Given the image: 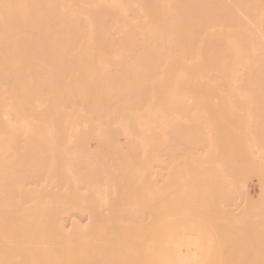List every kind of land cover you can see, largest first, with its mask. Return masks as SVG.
<instances>
[{
    "label": "bare ground",
    "instance_id": "1",
    "mask_svg": "<svg viewBox=\"0 0 264 264\" xmlns=\"http://www.w3.org/2000/svg\"><path fill=\"white\" fill-rule=\"evenodd\" d=\"M74 49H77V51ZM79 49L80 50L83 49V50L80 52V51H78ZM85 49H86V51H85ZM87 49H89L91 51H88ZM94 49H99L100 51L98 52L97 50H95L96 52L95 51L93 52L92 50H94ZM102 49H105V51H107V52L106 53L101 52ZM112 49L117 50V51L113 50L114 52H112ZM48 50H50V51L52 50V51L50 52ZM60 50H66V51H60ZM119 50H121V51H119ZM123 50H125V52ZM126 50H129V52L128 51L126 52ZM131 50H132V52H131ZM138 50H140V51H138ZM141 50H144V52H142ZM147 50H151V51L148 52ZM53 51H55V52H53ZM109 51H111V52H109ZM93 56H95L94 60L96 57H98L96 59L97 62H94V60H93L94 65L96 64L98 67L96 65H95L96 67H94L93 63H92L93 66L91 64H89V65L87 64L88 59L89 60H90V58L93 59ZM125 57H127V58L129 57L131 59V61L129 59H128V61H126L127 58H125ZM108 58H109V60H108ZM111 58L113 60H114V58H116L115 60L118 61V59H119V61L121 60L123 62L125 60V62H124L125 64L124 63L123 64L122 63L117 64L116 63L117 61L113 62V60L111 61ZM75 59L78 60L77 63H76V61H73ZM83 61H85V62L87 61V63H85ZM90 61H89V63H90ZM108 61H111V65H112V63H113V65H115L114 63H116L117 64V67L115 66L116 69L118 68L119 71L121 70L119 73H118V71H116V72L118 74H122V75H119V76H118V74L116 75V73L113 71V69H115V68L110 69L109 67H112L111 65L108 67V65H109ZM79 62L86 64V66L88 65V67H85L84 64H81L84 66V69L81 68V65H79L80 64ZM121 64H122V67L119 68L118 66L119 65L121 66ZM158 64L160 65L161 69L165 70L166 73L165 74L160 73L158 76L156 75L157 76L156 77L155 74L159 73V71H158L159 67L157 68V70H155L156 66H158ZM36 65H37V67H36ZM162 65H163V67L165 66L164 67L165 69L162 68ZM89 66L91 68H89ZM102 67L104 68L103 69L104 71L102 70ZM107 67L110 70H112L109 72H114V73H112V75L114 76V78H112V80L115 81L116 83L115 84L113 83V84L116 86L117 83H119V84L123 83V84H120V86H119V84H117L118 87L115 89H114L113 85L110 84V85H112V88H113L112 92L113 93L117 92L116 89L119 90L118 94L116 93V95H115L116 97L112 93L113 97L110 98V96L107 95V93H106L108 90H109V92H111V89H110L111 86H109V83H111V82H108V79H106V78H102L103 76H107V75H104L109 70V69H107V71L105 70ZM86 68L88 70L93 69L92 72H90L91 74L88 73V70ZM85 70H87V71L84 72ZM148 70L149 71L153 70V73L155 70V72L158 71V73H155L152 75L151 72H149ZM70 71L71 72L72 71L73 72L78 71V72L77 73H69ZM93 71H95V72L93 73ZM102 71L104 73H102ZM126 71H130L129 72L130 74H128V72L126 73ZM147 71L150 73V75H152L154 77L153 80L155 79V80L162 83L161 89H159L160 92H158L160 94L161 93L164 94V92H168V95H169V93L170 94L171 93L172 94H176V93L178 94L179 92L180 93L181 92H184V93L187 92V93H189V98H191V97H194V98L198 97L199 98L202 96L207 97V98L208 97L209 98H212V97L213 98L214 97H237V100H233V99L229 100L228 99V100H222V101H214V100L204 101L205 104H208L207 106H209V104L210 105L225 104V105H227V109H226V107H224L226 110H224V109L222 110L224 112L219 114L220 115L219 118L215 119L216 117L215 118L213 117L211 120H207L206 122H203V123L199 122V123L201 124L202 130H203V128H205V130H203V132L206 131V139H205L206 143H205L204 147H206L207 158H211V156L213 157L215 154V151L216 150L218 151V149H216V148L218 147L217 144L219 141L223 142L224 143L223 145L227 144V147L230 145L232 147V145H234V144H235V146H238L236 144H239V141H241L240 140L241 138L239 137L240 134L238 135V133L242 129H244L243 131H246V127L248 129H251L250 127H253L256 130H258V129L261 130L262 128H264V127L260 128L261 122H259V123L254 122V124H253L251 121V122H249V125H248V123L246 124V122L250 118L247 116L248 115L247 114L248 110H246L247 107H248V109H250V112L254 113V111H252V110L257 108V107H255L256 104H264V100H260L261 98L262 99L264 98V0H0V210H1V212L4 211V214L6 215V217H5L6 221L5 220L4 221L5 222H11V223H9L10 225L8 224L9 227L5 226V225L0 226V231L6 232V233H4V236H3V233L0 232V235L3 237L2 238L0 236V238H1L0 242L4 241V239L6 238L7 241L5 240L6 243L4 245H6V247L9 250H11L13 248L12 244H11L12 241L10 240L11 236H8L7 234L12 230V232H10V234L12 233L11 235H14V236H12L15 240L14 243L15 244L18 242L19 243L16 244V247H15V248H18V250L12 249L13 250L12 252L15 254L14 255H12L13 253H9V254L12 255L11 258L15 259V261H16V259L18 260L17 264H19V263L20 264H210L211 263V260L210 259H209L210 261L208 260L209 254H211V252L209 253L208 251L210 250V247L212 246L211 242L213 240L210 241L211 239H208L207 235L206 236L204 235L205 236L204 237V236H202L203 234H197L198 231H196L197 232L196 235H194V232H193L194 236H192L190 234V231H188V229H190V228L192 229V227H190V225H183V223H182V226L179 229L178 225H177L178 228L175 225H174V227H172V226L168 227V225H164L165 223L163 224V223H160L158 221H153V222L152 221H150V222H142V221L141 222H126L125 219L124 220L122 219L123 221L119 220V222H118V221H115L113 219L114 214H112V213H115V211H117V210L114 209L115 210L114 212H112V210H111L110 211L111 214H110V212L107 211V208H105L103 206H100V207H103V209L105 208L104 211L106 210L107 213L110 215V218H111V219H109L108 222L106 221V219L104 220L105 222L102 220H100L101 221L100 222L98 220V219H102V217H101L102 215H99L100 218L98 217L97 221H95V219L97 218L96 216H98L95 214H94L95 216H92L93 214L88 215L91 218H88V216H87L88 220H90V221L85 220L84 222H79L78 221L79 218H78V220L76 219L77 221L74 220V218H72L73 221L71 220L70 221L71 223L69 221H67L70 223V224L68 223L69 225H67L65 223L63 224V222H61L62 219L60 220L58 218V217L62 218L63 215L61 213H63V212L66 213V209L67 208L69 209L72 206V204H74L76 202V199H78V198H76L77 194L74 193L75 191H77V189L74 190L75 187H78V189H80L79 187L82 186V188L85 189V187H86V189H88L89 186H86V185H85V187L83 186L84 184L88 183L87 181H84V183L82 182L83 184L80 182L81 179L83 178V176L87 177L86 173H84V170H85L84 168H88V169L90 168L89 172H88V170H85V171H87V174H89L88 175L89 178L88 177L83 178L85 180L91 179V181H93L94 177H95V179H97V177L98 178L100 177L101 178L100 180L102 181V178L107 177V175L105 176L104 172L105 173L108 172L106 174H110V171H111V173H112V170L108 169L110 167L109 166L107 167L108 164L105 163L104 166L100 165L103 162V161L100 162V160H104L103 158L101 159V157H103V156H101L102 155L101 150H103V149H101L100 153H99L97 151L99 148L98 147V148H96V151L92 150L95 153H94V155H91L93 152L90 154V152H91L90 146H88L86 141H83L84 145L82 147L84 149L80 147L81 148L80 152L82 151L83 155L82 154H80L81 156L79 155V153H78L79 148L77 149V152H75V153H72L70 151L69 153L65 154L66 151L68 152V150L66 149L67 147H65L66 146L65 143H67V142L64 143V141H62V140L69 141V144H71L73 142L71 147L75 146L74 143L76 144L79 142L72 141L71 139H69L71 136L68 138V134L69 135L72 134V137L74 135H81L80 138L83 137V140L87 139V137L89 136V138L90 137L93 138L92 140H95L96 143H97V140H99V141L101 140L103 142L100 143L98 141V143H99V145L101 144L102 147H103L104 142L106 143L107 141L110 140L109 141V142H111L110 147L113 144L111 149L113 148L112 150H114L116 152L117 150L114 149V146H116V145H114V142H115V144H116V142L118 144L121 143V145H123L125 143V142L123 143L121 141L120 142L117 141L118 140L116 137L117 134H116V136H114V134L116 132L115 130H117L115 128V126L118 127L117 125L119 124V129L122 127L121 128L122 131H121V129L117 130V131L126 135L127 137L125 136L126 137L125 139H127V140L132 138L131 142H129L130 144L126 140L128 144H124L125 147H129L131 144H133L132 141H134L136 143L137 138L138 139L140 138L141 142H143L142 138L137 137L136 134L133 132V130L128 131V129H132V127L134 126V127H136L134 130V131H136V133L138 131V128H139V133L140 132L143 133V132H145L146 129L144 128L145 129L144 130L142 128L140 130V128L142 126L147 125L146 128L148 129V126H150V128H151L153 125L156 124L155 122L154 123L150 122V124H148L149 121H147V120H149V119L146 120V118H145V116H148V118H149V113H148L149 107L150 106L152 107V104L150 105V103L152 100H154L153 99L154 95H152V94L147 95L149 93L148 92L149 90L143 88V86H144L143 84H147L148 83L147 81L148 80L150 81L151 80L150 78H152V76L148 75L149 73ZM143 72H145V73H143ZM160 72H162V70ZM80 73H82V74H80ZM108 75H110V74H108ZM112 75H111V77H112ZM107 77H109V76H107ZM103 79L106 80L105 84H104ZM3 80L5 83H2ZM109 80H111V79H109ZM25 81L27 83L26 85L28 86L29 90L27 89L26 85L25 86L23 85V83ZM19 82L20 83L22 82V84H20ZM77 82H79V84L84 83L81 85L82 88L81 87L79 88V86H78L79 84ZM86 82H88V83H86ZM136 82L139 83V86L137 85L138 83L136 84ZM141 82L142 83L144 82V83L142 84ZM151 82H152V80H151ZM159 82H157V83H159ZM75 83H77L78 85L77 84L75 85ZM85 83L88 86V88L92 83H94V86L95 85L96 86L94 87L92 84L90 89H87L86 88L87 86L85 85ZM157 83L155 85H157ZM2 84H4L3 87H2ZM105 85H108L107 87H109V89H105L107 91L104 90V87H106ZM121 85L122 86L124 85V86L121 88ZM141 85H142V87H141ZM150 86H151V84H150ZM21 87L24 88V90L21 89ZM69 87H71L73 89V91H71L70 90L71 88H69ZM76 87L79 88V90L75 89ZM138 87H140L141 89H138ZM18 88L21 89V90H19L20 92H18L19 95H21V102L24 100L25 105H26V102H29V101L32 102V103H30V102L27 103L30 105H28L29 108L28 109L26 108L25 112L22 111V112H24L25 115L28 113L27 116L29 115V113H31L27 117L28 120L29 119L31 120V118H32V120L30 121L31 123H29V121H28L26 123V125H24L23 123L22 124L24 125V127L28 126L29 128H31L32 131L30 132L31 134H28V136H27V133H29V132L25 131L23 125L21 126V127H23L22 129H24V131H25V132L22 131V133L24 132V134H22L24 136L22 141L23 142L25 141L24 143L26 144V148H25L24 143H23L25 150L23 153L20 152L21 154L18 152L19 149L15 143L17 136L15 134L14 135L12 134L14 131H15L14 133H18V129H19L18 125H19V123H21V120H23V118H24V116H23V118H22V116L19 117L20 114H19V116H16L18 113H20V112H18V110L21 108L22 104H24V103H18V102H20V101H18V99L20 97H18V93H16ZM92 88H93V90H91ZM25 89H26V91H25ZM157 89H158V87H157ZM102 90H104L105 92H103ZM136 90L142 91L143 94L140 93V95H138L139 92H137ZM144 90L146 92H144ZM21 91H23V94H20ZM101 91L105 94V96L106 95L109 96V99H110V100H108L109 102L107 100L101 101L102 98L100 99V96L101 97L104 96L102 93L100 94ZM70 92H72V97H74V98L71 97ZM76 92H77V94H76ZM94 92L95 93L98 92L97 95ZM121 92H122V95L119 94ZM132 92L134 93V95ZM151 92H152V89H151ZM155 93H153V94H155ZM91 94H93L95 96H91ZM112 94H110V95L112 96ZM160 94H159V96H161ZM163 94H162V97H163ZM75 95H76V97H75ZM118 95H121V96L119 97ZM146 95L149 97H147ZM150 95L153 96L152 100H151ZM96 96L99 97L101 104H99V102H98L99 99H98V97L96 98ZM117 96H118V98H122V97H123V99L125 98L124 100L127 99V103H128V101L129 102L131 101L130 103H135L134 99H137V97L138 98L142 97V100L144 99L143 102L144 101L146 102V104H144V106H143L145 108L144 109L145 111L143 110V107H141L139 104L141 102L138 103V99H137V102L135 104L138 107L140 106L139 109H142V110H139V112L140 111H142V113L145 112V113H147V115L143 116L145 113H143V114L141 113L142 116H139V114H138L139 112L138 111L135 112V110H137L138 108H134L135 106L130 108L131 105L129 103V105H130V106L128 105L129 110H127L126 107H125L126 109L124 107H122V108L118 107L120 111L116 110V112H119V114L116 113V116L119 119L115 120L116 116L114 115V117H111L110 114H108V111L105 109H106V107L108 108V103L110 105L109 106L110 108H108V109H111L112 104H110V101L112 102L115 98H117ZM159 96L157 95L156 97H159ZM185 96H187V94ZM84 97L87 99H84L85 102H82V101H84L83 100ZM92 97H94V98H92ZM146 97L150 98V99H148L150 101H148L146 99ZM156 97H154V98L159 100ZM239 97L240 98L241 97H244V98H246V97H260V98H258V100H257V98H256V100L255 99L249 100L250 98L249 99L243 98L241 100L240 99L238 100ZM26 98H27V100L28 99H30V100L26 101ZM76 98L82 99L81 103L78 101V99H77V101H75ZM89 98L92 100L89 101ZM105 98H107V97H105ZM112 98H114V99H112ZM123 99H121V100H123ZM165 99H166V97H165ZM86 100L89 101V102H87L88 104H93V106L88 105L86 103ZM95 100H97V102H95ZM118 100H120V99H118ZM162 100H164V98H162ZM182 100H181V102L183 103ZM205 100H206V98H205ZM114 101H113V105H114V103H116L117 100H114ZM160 101H158V102H160ZM103 102L106 104H104V108H101V107H103V104H102ZM163 102H165V101H163ZM167 102H169V101H167ZM167 102H166V104H167ZM175 102H176V100L174 101V103ZM190 102H191V106L194 104L197 105V104L202 103V101H198V100H191ZM73 103L79 105V107L81 106V108L83 107L82 105H84L83 112L85 111L84 112L85 116H86L87 112H90V111H91L90 114H92V112H93V114H95V115L96 114H98L99 116L101 115L100 117L99 116L95 117L93 114H92L93 116H88V115H87L88 117L86 116L88 119L94 117V119L92 118L93 121L97 117H98V119H96L97 121L98 120L100 121V119L103 120L104 118H101L103 116L104 117L107 116L108 120L110 117L113 118L114 119L113 123L116 121V123H114V124H117L114 126L115 130H114V128L111 130L112 132L114 131L113 132L114 134L111 133V136H108L107 132L109 130H107V131L104 130V131H106V135H107L106 136L107 141H104L105 134H101V137H103L102 135H104V138L99 137L100 133H102V130H103V128H101V127H105L106 126L105 124H107L106 127H108V125L111 124L112 120L110 119L108 121L106 118L105 121L110 122V124L105 123V121H102L103 123L102 122L101 123L103 125L102 124L98 125V129H99V127L101 128L99 130L95 126L97 121L95 122V125H92V127H91V124H90V126H88L90 121L92 123V120L89 119V123L87 125V122H88L87 118L85 116H81V115H83L82 111H80L81 109L79 110L77 108L78 109L77 110L76 107L74 106L75 104H73ZM82 103H84V104H82ZM95 103H96V105H95ZM137 103L139 105H137ZM174 103H173V106L176 105V104L174 105ZM176 103L177 104L180 103V100L177 101ZM184 103H186V102H184ZM18 104L19 105L21 104V106H18ZM86 104L88 105V108L86 107L87 106ZM119 104H121V103H119ZM119 104H118V106H120ZM123 104H122V106H125V105L127 106V104H125V105H123ZM155 104L156 103H154V105ZM186 104H188V102ZM236 104H237L239 109L241 107L244 108V106L247 105L246 108H244L245 110L240 109L241 112H238V113L243 114V112L246 111L247 115L245 114V116L248 118V120L246 121V118L243 115L244 121H246L245 123L240 122V121H242L240 119H243V118H240V117L238 118V116H236V118L239 119L238 121H236L234 119V117L233 118H232V116L230 117V115H232L234 113L236 114V112H237V111H234L235 107L233 108V106H235ZM238 104H240V105L243 104L244 106L240 107ZM99 105L101 106L100 108L104 109L103 111H105V113H107L109 116L107 114H104L103 112L101 113L102 110L100 111V109H98L100 111V113L97 112V107ZM105 105H106V107H105ZM141 105H143V104H141ZM145 105L146 106L150 105L149 107H147L148 110L146 109ZM171 105H172V103H171ZM179 105H181V104H179ZM63 106H64V110L61 109V108H63ZM65 106L69 107V109L71 107L72 110L70 109V112H69V110ZM166 106L162 110H166L167 109ZM191 106H189V107L192 108ZM256 106H258V105H256ZM261 106L263 107L264 105H261ZM73 107L75 109H73ZM156 107H153V109L154 108L156 109V111H155V109H154V111L157 114L155 112H153L151 114V112H152L151 111L150 116L151 115L154 116V114H156L157 117H161V116H159V113L161 112V110L158 108L159 111H157L158 109ZM86 108L88 109V111L85 110ZM115 108H114V110H115ZM123 108L127 112L126 111L124 112V110L122 111L121 109H123ZM169 108H171V107H169ZM174 108H177V106L173 107V109ZM181 108H182V106H181ZM251 108H253V109L251 110ZM258 108L261 109L260 106H258ZM66 109H67V111L65 112ZM29 110H31V111L29 112ZM93 110L94 111L96 110L95 113ZM170 110H172V109H170ZM236 110H237V108H236ZM240 110H238V111H240ZM169 111H165V112H169ZM217 111L221 112L220 110H217ZM255 111H257V110L255 109ZM259 111H261V110H259ZM176 112H178V111L175 110L174 113H176ZM110 113H112V111ZM113 113H114V111H113ZM113 113H112V115H113ZM120 113H121V115H120ZM122 113L125 114L124 115L125 119H124V117H122ZM174 113L171 112V114H167L166 117L169 119V116L174 114ZM163 114L164 113L162 112V117H163ZM119 115H120V117H119ZM177 115H179V114H177ZM79 116L82 117V118H80V119H82V121H83V119L86 120V121H83V123L85 122L86 124H84V125L85 126L87 125L86 126L87 128L89 127L88 130L86 131V133L88 132L87 133L88 136H87V134H85V131H84V133H82L83 135L81 134V131L83 130V128L85 129L86 127L82 126L80 124L81 121L78 118ZM199 116H202V115H199ZM17 117H19V123L17 122ZM173 117L174 116L172 115L171 119H173ZM176 117H178V116H176ZM186 117H184V118H186ZM188 117H189V115H188ZM208 117H212V115H210ZM229 117H230V120L232 118V121H229ZM251 117H254V116H251ZM75 118L78 119L79 122L75 121L76 120ZM128 118L131 120L130 122H132V123L130 125H128V127H127L126 124L129 123V121L126 122V120H128ZM152 118H155V117H152ZM256 118L258 119V117L255 116V119ZM73 119H74V121H73ZM143 119H144V122H142ZM255 119H253V120L255 121ZM156 120H157V118L155 120L153 119V121H156ZM176 120H177V118H176ZM188 120H186L185 122H187ZM99 121H98V123H100ZM146 121H147V124H146ZM166 121H168V120L166 119ZM180 121H181V119H180ZM190 121H191V119H190ZM200 121H201V119H200ZM16 122L18 125L16 124ZM73 122H75L76 125H74ZM196 122H198V121L196 120ZM28 123L30 124L31 127L29 126ZM158 123H161L162 125L159 124V126H162V127L166 125L165 120H164V125L162 123V120H159ZM168 123H169V121H168ZM168 123H167L166 127H168ZM173 123H175V122H173ZM194 123H195V121H194ZM57 124H58V126L60 125L58 128H60V127L62 128V129H60V131L58 130V128L56 126ZM92 124H94V123H92ZM171 124H172V121H171ZM200 124L199 125L195 124V125L197 127H200ZM67 125H68V129H67L68 131H65V129L67 128ZM77 125H80V126L76 127ZM131 125H132V127H131ZM169 125H170V123H169ZM172 125L174 126V124H172ZM55 126L57 128L56 131H59V133L55 131V128H54ZM71 126H72V129H69V127L71 128ZM93 126H95V127H93ZM155 126H156L155 128H157V130L160 129V131H161L162 128H158V125H155ZM16 127L18 129H16ZM28 127L26 128L27 130H28ZM73 127L79 128V129H75V128L73 129ZM80 127H82V128H81V131L79 133ZM170 127H172V126H170ZM180 127L178 129H182ZM191 127H189V128L192 129L193 127L192 128ZM6 128H8V129L11 128L13 130H8L9 131L8 132ZM90 128L92 131L89 130ZM94 128L96 129L95 132H97V130L99 132V133H97L98 134L97 136L95 135L96 133L93 130ZM152 128L155 130L154 127H152ZM152 128H151V130L154 131ZM186 128L189 129L188 127H186ZM110 129H111V127H110ZM167 129L169 130V127ZM167 129L165 128L166 131H168ZM173 129H171V130H173ZM175 129H176V127H175ZM16 130H17V132H16ZM63 130H64V133H61V132H63ZM74 130L76 133H79V134H76L74 132ZM162 130H164V129H162ZM177 130H174L171 133L169 131V133L171 135L167 132L166 133L171 138H172V135L174 134L173 137L176 138V137H178L177 134H176L177 136H175V133ZM192 130H194V129H192ZM254 130H252V132L255 133V135H257L256 134L257 131L254 132ZM259 130H258V132H259ZM10 131L11 132L13 131V132L11 133ZM70 131H73L74 133H71ZM104 131H103V133H104ZM152 131L150 132V134L153 133L152 138L154 137L155 140L150 138V136H151L150 134H149L150 136L148 135L149 138L146 136V134H148L146 132H149V131H146L145 135H143V138L149 139V140L147 139L148 142H146V144H145V139H144L143 143L146 147L148 146L147 143H149L150 144L149 146L152 147L151 142L153 140H154L153 142H155L156 139H157V141L161 142V140L158 139V137L161 138L160 136L163 133V131H161V134H159L160 131L158 130L159 131L158 134L160 136H157V133L155 131L154 132H152ZM180 131H182V130H180ZM184 131L186 132V130H184ZM226 131L231 132L232 136L229 135L230 133L225 134ZM6 132H7V134H6ZM67 132H68V134H67ZM178 132H179V130H178ZM10 133L13 136L8 135ZM65 133H66L67 137L64 136ZM108 133H110V132H108ZM240 133H242V132H240ZM249 133H250V131H249ZM32 134H33L32 137H34V139H35L34 142L29 140V139L33 140V138L31 137ZM59 134H60V136L65 138V139H62V137H59V138H61L60 139L61 143H64L63 148H65V152L63 151L64 149L62 150V148H61L62 144L60 142H58V143H60L61 145H59L58 143H54L56 139L57 140L59 139L58 138ZM163 134H164V135H162L163 137L167 136L165 133H163ZM182 134H183V132H182ZM182 134H181V137H183V139L186 138V137L182 136ZM185 134H187V132ZM242 134H244V133H242ZM54 135H55V137H54ZM84 135H86L87 137ZM92 135H94V137ZM118 135H119V133H118ZM140 135H142V134H140ZM154 135H156V137ZM188 135H189V138H191L190 137L191 133H189ZM188 135H186V136H188ZM194 136H196V135L194 134ZM194 136H192V137H194ZM199 136L201 137V135H199ZM10 137L12 139L15 137V139H13L14 143L10 139ZM27 137H29V138H27ZM111 137H114V138L116 137V141H115V139H114V141H113V139L111 140ZM200 137H199V139H200ZM243 137H244V135H243ZM256 137H258V136H256ZM256 137L254 136L252 138L254 139ZM67 138H68V140H67ZM171 138H170V141L174 140V138H172V139ZM194 138H197V136ZM27 139H28V142H27ZM150 139H152L151 142H150ZM253 139L252 140L249 139L250 141L247 139L249 141V142L246 141L247 143H245L243 141V143L246 144V148H248V150L250 149L251 151H254L256 149V147L254 146V144L256 143V140L254 143ZM52 140H54V141H52ZM176 140H177V142L179 141V139H177V138H176ZM201 140H202V138H201ZM258 140L261 141L260 139H258ZM38 141H39V143L37 144L36 142H38ZM51 141L54 143V146H53ZM46 142H47L48 146L46 145ZM138 142H140V141L138 140ZM30 143H32L33 146L30 145ZM135 143L133 145H136V144L139 145L140 144V143H136V144ZM143 143H142V145H143ZM170 143L169 142L166 143V145L167 144L170 145V148L167 145L168 146L167 150L174 148V147L171 148L172 145ZM180 143H182V141H180ZM183 143H185V146L187 147V149H189L188 145H186L187 144L186 141H184ZM34 144L36 145L35 147H34ZM43 144H45V146ZM57 144L59 145L58 147L61 149H58V147L56 148L55 145H57ZM69 144L67 143V145H69ZM85 144H87V145H85ZM106 144H105L106 147L109 146L108 142ZM155 144H156V142H155ZM158 144L161 146L160 143H157L156 145H158ZM175 144L177 145V143H175ZM178 144H179V142H178ZM219 144H220V146H222V143L219 142ZM37 145H39V146L37 147ZM241 145L243 146L242 143H241ZM241 145L239 144V147ZM13 146L17 150L16 149L13 150ZM163 146H164V143H163ZM167 146H165V149L163 147L162 150L160 148H159V150L161 152L163 151L162 154L164 156L166 154V157H168L169 154H172V156H173L174 153H170L171 150H169L170 152L166 151ZM191 146L193 147L194 145L191 144ZM235 146L233 148H235V150H237ZM256 146L258 147V145H256ZM262 146H264V145L262 144ZM27 147L28 148L31 147L32 149L30 148L31 149L30 150ZM77 147L78 146L76 144L75 148H77ZM154 147L157 148V146H155V145H154ZM175 147H178V146H175ZM223 147L221 148V150L223 149ZM252 147L254 148V150ZM46 148L52 149V150L49 149L51 153H49L48 152L49 150ZM55 148L57 150L62 151L61 153L65 154V155H62L63 156L62 157L63 163L62 162H60V163H61V166H63V167L60 166L59 167L60 170L58 169V167H57V169H55L57 163H59V161H60V160H58V154H59V156L61 155L60 151H58V152L53 151ZM107 148H109V147H107ZM121 148H123V147L121 146L118 148L116 155L114 153L112 154L113 157H114V155L119 157L118 154H120L122 151L124 152L125 148H123V150H121ZM133 148H137V147L134 146ZM156 148H155V151H153L154 149H152L153 153L155 152L154 154L151 153L153 156L157 154L156 151H159ZM178 148H180V146ZM229 148L230 147L225 148L226 149L225 153L227 152V149L229 150ZM40 149L42 150L41 151L42 153L39 152ZM180 149H182V148H180ZM198 149H202V146H201V148H198ZM143 150H145V149H143ZM143 150H141V151H143ZM164 150L166 153L164 152ZM219 150H220V148H219ZM221 150H220V152H221ZM230 150H232V152H230ZM230 150H229L230 155L225 154L223 160L224 159L227 160L228 159V158H226L227 156L228 157L231 156V158H232V154L236 155L238 153V152L233 153L234 150L231 148H230ZM238 150L240 151V148H238ZM11 151L12 152L14 151L13 156L11 154H8V152L11 153ZM27 151H29L30 154L26 153ZM52 151L55 152V155L57 156V158L55 156L56 160H55V158L54 159L51 158V156L54 155V154L52 155ZM150 151H151V149H150ZM191 151H192V148H191ZM191 151H190L189 158L191 157V154H193V153H191ZM243 151H240V153ZM96 152L98 154L97 156H96ZM112 152L113 151L110 150V153H112ZM146 152H148L147 149H146ZM167 152H169V154ZM178 152L180 153V151H178ZM203 152H205V151H203ZM203 152H202V154H203ZM222 152H224V151H222ZM229 152H228V154H229ZM39 153H41L40 156L38 155ZM45 153H47V155ZM195 153H197V151ZM25 154H27L29 156L27 157V155L25 156ZM50 154H51V156H50ZM69 154H71V155L69 156ZM108 154H106V155H108ZM122 154H125L124 156H126V153H122ZM122 154H121L122 157H119V158H122L121 161H123V159H124ZM131 154H132V152H131ZM216 154H218V153H216ZM241 154H237L241 157V160H240L239 159L240 157L237 156V159H239V161L243 160L242 159L243 157L241 156ZM251 154H252V152H251ZM30 155H33V156H30ZM42 155H44V156H42ZM73 155L75 158H76V156L79 155L76 158L77 160L72 158ZM85 155H87L90 158L92 157V159L91 160L88 159V157H86ZM127 155H129V154H127ZM141 155H140L139 159L136 156L138 161L140 160ZM175 155H176V153H175ZM179 155H181V154H178L177 156H179ZM204 155H205V153H204ZM219 155H221V154L219 153L218 156ZM10 156H11L12 160L8 158L9 159V161H8L7 157H10ZM82 156H84L86 158V160H88V161L90 160L91 163L93 161L94 162L97 161L96 159H94L96 157L98 159L97 163L99 162L98 163L99 165L97 163H96L97 165L95 163H93V164H95L96 168L95 167L92 168V166H94V165L90 164V162L86 161L84 158V160H85L84 162L81 161L82 162L81 164L77 163L78 167L73 166V165H76V163H74L75 160L78 161V159L80 158L78 161V162H80V160L83 159ZM98 156H99L100 160H99ZM133 156L135 157L134 154H133ZM148 156L151 157L150 155H148ZM148 156H147V159H149ZM192 156L194 157L195 155L193 154ZM222 156L217 157V159H222ZM243 156H245V155H243ZM21 157H24L26 159L21 161V159L19 160V158H21ZM35 157H36L35 160H38V158L40 159L38 161H40L39 164L41 166H39V167L41 169L37 168L35 170H32L35 168L34 162H33L34 160H30V159H34ZM41 157H42V159H41ZM108 157H110V156H108ZM118 157H116V158L118 159ZM134 157L132 159H134ZM215 157H213L214 159L213 158H211V159L217 160ZM235 157L236 156H234V159H235ZM249 157H250V153H249ZM255 157L257 158V155ZM16 158L22 164H24V165L20 164L19 161L17 160V165H21V168L17 171L15 169H17L18 167L14 168V166H17L16 164L14 165V163H16V161L13 160ZM105 158H107V157H105ZM194 158H196V157H194ZM47 159H48V161H45ZM49 159H52V161L54 160L55 161L54 164H51L52 161H50ZM126 159H127V157H126ZM166 159H170V158H166ZM191 159H193V158L191 157ZM10 160L13 161L14 163L12 164V162ZM67 160H68V162H66V164H65V161H67ZM108 160L109 159L107 158L106 161H108ZM111 160H115V159H111ZM111 160H109V161H111ZM118 160H116V161H118ZM157 160H158V158H157ZM161 160H164V159H161ZM247 160H248V158H247ZM256 160H258V159H256ZM30 161L33 163H31ZM42 161L45 162V165H44V162L42 163ZM56 161H57V163H56ZM124 161H127V160H124ZM129 161H131V160L129 159ZM153 161H155V159ZM244 161H245V159H244ZM46 162L48 164H50L51 166L53 165L55 167H50V165H48ZM142 162H146V160L145 161L143 160ZM25 163L26 164L28 163L27 164L28 167H29V165L32 164L33 165V166L31 165L32 168H30L31 167L30 166L29 167L30 169H28ZM85 163H87V164H85ZM67 164H69L68 166H70V168L72 167L71 168L72 170H70V168H69L70 172H68L69 170L67 169V167H68V166H66ZM82 164L86 165V166L88 164H90L92 166L88 165V167H86V166H83ZM131 165H129V166H131V170H132L133 164H131ZM82 166L84 169L83 170L84 174L83 173L81 174L82 171H78L79 168ZM99 166H102L101 169H103V167H105L103 169V171L104 170L105 171L103 172ZM112 166H113V164H112ZM118 166H119V168H118L119 170H120V167L122 168L124 166V168H125V165L121 166V164H120ZM127 166H128V164H127ZM143 166L146 167L148 165L143 164ZM22 167H24V168H22ZM46 167L50 168L51 170L47 169ZM64 167H65V169H64ZM145 167H141L139 169H142ZM129 168L130 167H128L127 169H129ZM136 168L137 167L135 166V169ZM26 169H28L29 171ZM96 169H98V174L100 173L99 176H97L98 174H97ZM127 169L125 171H127ZM53 170L54 171L56 170V172H53ZM57 170L60 173L57 174ZM263 170H262L261 174H264ZM19 171H20V174H19ZM22 171H24L23 175L21 173ZM26 171H27V173H26ZM38 171L39 172L43 171L42 173H44V174H41ZM90 171H91V175H90ZM31 172H34V173H31ZM35 172H38L37 176L35 175ZM46 172H47V175L45 174ZM49 172L52 173L53 176H51L52 174H48ZM61 172L64 174H65V172H68L70 177H68V174H66L67 175L66 178L64 177L65 176L64 174H62L64 176H61ZM74 172H75V174H74ZM76 172H78V173H76ZM120 172H121V170H120ZM128 172L130 173L131 171L128 170ZM135 172L136 171H134V173ZM70 173H72L73 175ZM102 173L104 174L103 177H101ZM131 173H133V172H131ZM24 174L27 176H25ZM30 174H32V175L34 174L33 175L34 177L31 175V177L33 178V179L31 178L32 182H31V179L25 180L26 177H27V179L30 178V176H29ZM40 174L42 175L41 179H40ZM95 174H97V175H95ZM258 174H260V173H258ZM16 175L20 176L21 178L17 177ZM45 175H46V178L45 177L43 178V176H45ZM55 175H57L59 177L57 178ZM93 175H95V176L93 177ZM47 176H51L53 178L55 177L54 178L55 181H53V183L54 182L56 184L59 183L60 188H58L59 187L58 184H57L58 187L54 186L52 181H50L51 179H47ZM60 176L64 177V178H62V179H64V180H62L63 182H61V184L62 183L65 184L63 186H61L60 182L58 181ZM73 176H74V178H73ZM80 176H82V177H80ZM110 176H111V174L108 177H110ZM37 177H39V178H37ZM75 177H77V178H75ZM69 178L72 180H70ZM78 178H79V182H78ZM123 178H125V176H123ZM18 179H20L22 181V182H20L21 184L24 181H25L24 184L25 185L27 184V187H25V185L24 186L22 185L25 188L23 190L24 192L26 191V189L28 191L29 187H31L30 191H28L30 193L31 197L29 194H26L24 192L22 194L23 195L25 194L27 196L26 199L24 197H21L22 194H20V193L22 192L21 188H23V187L19 184ZM23 179H24V181H23ZM42 179L43 180L45 179L47 181L46 184H44L45 181H43L44 183H42L45 186L46 190L48 189L47 191L44 190L45 189L44 186H42V189L40 188V185H42L41 184ZM65 179L67 180V182ZM112 179H111V177L108 178L107 182H109V181L111 182ZM10 180H11V186H9ZM33 180H36V181H33ZM37 180H38V182L40 181V184L37 182ZM48 180L52 184L46 186L47 184L50 183ZM59 180L61 181V178ZM258 180H260V179L258 178L257 181ZM261 180H263V179H261ZM73 181L77 182L80 185L78 186V184L74 183ZM91 181L89 180V182H91ZM104 181H106V180L103 179V181L100 182V184H102ZM128 181L131 183L130 180H128ZM36 182L38 183V185ZM85 182H87V183H85ZM96 182L98 183L97 180H96ZM96 182L94 183L95 185L94 184L92 185L91 183H89V184L92 185L91 187L95 188L97 185H99V184H96ZM110 182L107 184L109 185ZM258 182H257V184L261 183V182H259V183ZM35 183L41 189V193H40V189L38 187H37L39 189L38 193H37L36 188H32V186H33L32 184H35ZM69 183L70 184L72 183L71 186L74 185L73 186L74 188L72 187L73 188L72 194L68 193L69 192L68 188L70 187V185H68ZM18 184L21 187L18 186ZM112 184H114V183L112 182ZM112 184H110V185H112ZM115 184H116L115 185V188H116L117 182ZM121 184L125 185L124 183H121ZM36 185H34V186L36 187ZM52 185H53V187H52ZM128 185H132V184H128ZM128 185H127V187H129ZM263 185H260V186L263 187ZM15 186H17V188ZM50 186L54 190H55V187H56V189L62 190L61 189V187H62L63 188L62 191L65 192V194L66 193L68 194L69 200L71 199V197H73V198L75 197L74 200L72 198V201H74V202H71V200L68 201L69 203L71 202V204H70L71 206H69V207L67 205L62 206V207H61V205L59 206L57 202H60V203L65 202V204H66V201L60 200V199L58 200V194L61 191L60 192H59V190L58 191H54V190L50 191V189H51V188H49ZM18 187H20V189ZM66 187H67V189H66ZM91 187L89 190L92 189ZM106 187H107V185H106ZM150 187L153 189V185L152 186L150 185ZM262 187H260V189ZM82 188H81V190H82ZM97 188L93 189L94 190L93 193L98 195L99 198L97 197L98 198L97 200H100L98 202H100V205H102L101 202H102V200L104 201L105 198L103 195H102L103 197H101L103 199L100 198L99 194H101V193H99V191L96 190ZM102 188H103V186H102ZM121 188H125V187H121ZM121 188H120V191L122 190ZM154 188L156 189L155 186H154ZM15 189L17 192H18V190L21 191V192L19 191L20 193H18L21 196L20 195L18 196ZM105 189H107V188H105ZM147 189L148 188H146L144 190H147ZM155 189H153V192L154 191L157 192V190H155ZM42 190L45 191L48 195L43 194ZM64 190H67L68 192L64 191ZM85 190H84L83 196L86 195ZM261 190H259V191L261 192ZM8 191H9V193H11V191H12V194H9ZM92 191H88V192H92ZM108 191L106 192V190L105 191L103 190V192H106L107 194L110 193V191L109 192ZM120 191H119V193H117V192L116 193L120 194ZM132 191H134V190H132ZM31 192L33 194H31ZM57 192H59L57 194V196H54V195H56L54 193H57ZM100 192H102V191H100ZM103 192H102V194L105 195V193H103ZM111 192H112V190H111ZM113 192H115V191H113ZM124 192H125V190H124ZM126 192H127V190H126ZM148 192L150 193V195H149V197H150L151 191H147V194H148ZM34 193H35V195L40 193L39 194L40 196L39 195L35 196ZM77 193H79V192H77ZM81 193H83V192H81ZM139 193H141V192L139 191ZM67 194H66V198H67ZM73 194H75L76 196ZM117 194L113 195V193H112V195L109 194L107 197H109V196H113V197L119 196L120 197L123 193L121 195H117ZM132 194L135 195L134 192ZM263 194H264V192L262 193V196H263ZM42 195H44V197ZM49 195L51 196L50 198L48 197ZM97 195H95V196H97ZM134 195H132V196L134 197ZM138 195L140 196V195H144V194L141 193ZM145 195H146V193H145ZM14 196H18L19 198H21L20 200H22V198H23L22 201L26 202V203H22V201H19L21 203V205H20V203L17 202L19 198L17 199ZM80 196H81V194H80ZM88 196H90V195H88ZM92 196H91V198H93ZM127 196H128V194H127ZM132 196H130V197H132ZM11 197H14L17 200L15 201V199H13ZM56 197H57V199H55ZM143 197H145V196H143ZM112 198H110V199L108 198L109 201ZM126 198H128V197H126ZM6 199L7 200H14L16 203L14 201H11V202L8 201L9 203H11V207H10V204L8 205V202ZM31 199L34 202H32ZM38 199L39 200L41 199V201H39ZM53 199H55L54 200V202H56L55 205H54ZM81 199H83V198H81ZM88 199L89 198L87 197L86 200H88ZM133 199H132V201H133ZM138 199H137V202H138ZM143 199H141V200H143ZM148 199H147V202L150 200V199L149 200ZM263 199H262V201H263ZM84 200H85V198H84ZM89 200H88V202H90ZM128 200H131V199H128ZM145 200H146V198H145ZM29 201H30V204H28ZM112 201L113 200H111L110 202L112 203ZM13 202L15 204H13ZM37 202L40 204H38ZM45 202H47V204ZM134 202H136V201H134ZM139 202H140V199H139ZM144 202H141V204ZM257 202H258V200H257ZM3 203H6L8 206L6 204H3ZM69 203H67V204H69ZM80 203H82V202H80ZM108 203H107V205L110 207V204H108ZM130 203H132V202H130ZM16 204H18L20 207H23L24 211L21 209V212H20V209H18L19 212H18V216L16 215L17 218H15V216L10 217V215L13 216V214L10 213V211L16 210L18 208L17 207L16 209H14L13 205L15 206ZM62 204H64V203H62ZM86 204H88V203H86ZM94 204H95V202L92 203V205H94ZM141 204H140V206H141ZM261 204H264V203L261 202ZM27 205H29V206H27ZM57 205L59 206L60 209L62 208V210L64 209L63 207H67V208H65L64 209L65 211L63 210V212H62L58 208ZM89 205H87V207H90V209H92L91 206H89ZM114 205L115 204L112 203L110 208L113 209ZM76 206H77V210L79 208L81 209V207L78 208V205H76ZM76 206L75 207L72 206V208H76ZM95 206H97V205H95ZM126 206H128V205H126ZM130 206H132V205H130ZM138 206H139V204H138ZM144 206H149V205L145 204ZM258 206H259V204H258ZM260 206L262 207V210H260V211H263V206L262 205H260ZM7 207H8V209H10V208L11 209L9 211L5 210V209H7ZM87 207H86V205L83 207V208H85V211H86ZM114 207L118 208L119 211H120V209L123 210V208H127L124 206L120 208L116 205ZM31 208H32V210H31ZM96 208H98V206ZM146 208H148L147 211L148 210L152 211V210H150V208L153 209V206H151L150 208L149 207H146ZM156 208H157V206H156ZM27 209L29 210V212L30 211H32V212L24 213V212L28 211ZM155 209L153 211L156 212ZM83 210H82V212L84 213ZM144 210H145V208H144ZM16 211H14V212L16 213ZM5 212H8V213L6 214ZM22 212H23V214H22L23 218L25 220L31 216V218H30L31 221L29 219L27 220L30 223H27L25 221V223H27V225L29 226V229H28V227L25 226L24 220H23L22 216L20 215V213H22ZM71 212H73V209ZM122 212H126V211H122ZM107 213H105V214H107ZM120 213H121V211H120ZM127 213H129V212H127ZM259 213L260 212L257 211L256 214L259 215ZM263 213H264V211H263ZM59 214H61L62 216ZM67 214H69V213L67 212ZM70 214L72 215V213H70ZM78 214L80 217V213H78ZM87 214H89V213H87ZM115 214L118 217L117 219H119L123 215V214L118 215L117 213H115ZM125 214L126 213H124L123 216L126 217L128 214L127 215H125ZM260 214H262V213H260ZM25 215H26V217H25ZM77 215H76V217H77ZM82 215H81V217H82ZM257 215H255V216H257ZM262 215H264V214H262ZM19 216H21V218ZM85 216L82 218L84 219ZM8 218L9 219L12 218L11 219L12 221L9 220ZM13 218L15 221L18 220L19 222H17V221L15 222L13 220ZM70 218H69V220H70ZM259 218H261V217H259ZM64 219H67V218H64ZM257 219H258V217H257ZM2 221L3 220L0 218V222H2ZM20 221H22V222H20ZM257 221L258 220H256V222H255L256 224L258 223ZM12 222H14L15 225H17L18 223H19L18 225H21V224H23V225H22V227H20V230H18V229H16V227L12 228ZM64 222H65V220H64ZM262 223H263V221H262ZM163 225L165 226V228H162V229H164L163 231H165V232H164V235L162 236L161 227ZM2 226H3V228H2ZM186 226H189L190 228H188ZM260 226L262 227V229L264 228L263 227L264 225L260 224L259 228H261ZM5 227H7L8 229ZM22 228L25 231H26L25 228H27V231L30 232L29 236H27V232H25V231H24V233L22 232L23 231ZM1 229H3V230H1ZM14 229H16V231ZM21 229H22V231H21ZM195 229H197V228H195ZM7 230H9V231H7ZM203 230L204 229H200L199 233L203 232ZM17 231L19 234L17 233ZM257 231H259V229H257ZM14 232H16L18 235ZM262 232H263V230H262ZM259 233H261V232H258V235H259ZM21 234H23V235H21ZM205 234H206V232H205ZM255 234L257 235V233H255ZM5 235H7L8 237H5ZM15 235L17 237H15ZM25 235L27 236V238H25ZM19 236L21 237V239ZM261 236H263V234ZM7 238L9 239V241ZM213 238H214V236H213ZM257 238L259 239V237H257ZM260 238L262 239V237H260ZM16 239H18L19 241ZM190 239L198 241L199 245H195L194 243H189L188 240H190ZM258 239L255 240V243L257 241L260 245L261 242H259ZM209 242H210V244H208ZM3 243L0 244V247H3L2 246ZM263 243H264V241H263ZM263 243H262V245H263ZM9 244H11V249L9 247L10 246ZM212 244H213V242H212ZM216 248H214L215 252L217 251V250H215ZM255 248H257L259 250L258 251L257 249H255L256 252L257 251L259 252V256L261 255V252H262L261 257H264L263 248L261 247V249H262V251H261L258 248L257 243H256ZM3 249L4 248H2V250ZM4 251H3L4 254H2V251L0 248V253H1L0 264H8L9 262H11L13 260V259L12 260L10 259L9 255L7 256L9 251H6V250H4ZM214 251L212 252V254H215ZM6 252H7V254H6ZM18 252H19V254H18ZM5 254H6V257L10 261L8 260V262H7L6 261L7 258L2 259V257ZM16 254L20 255L21 257L17 256L19 258H14V257H16L15 256ZM215 255H217V252ZM255 255L258 256V254H255ZM259 256L258 257L255 256L256 260H257V261L255 260L256 261L255 264H264V261H263L264 258H261V257L259 258ZM211 257H213V255ZM216 257H218V256H216ZM20 258H22L23 260ZM240 258L242 259V257L239 256L238 259L240 260ZM257 258H259L260 261ZM4 259H5V261H4ZM212 259H214V257ZM243 260H245V259L243 258ZM208 261L210 263H208ZM241 262H243V261L241 260ZM241 262H240V264H241ZM222 263L223 262L221 261L220 264H222ZM13 264H15V263H13ZM242 264H244V263H242Z\"/></svg>",
    "mask_w": 264,
    "mask_h": 264
},
{
    "label": "rangeland",
    "instance_id": "2",
    "mask_svg": "<svg viewBox=\"0 0 264 264\" xmlns=\"http://www.w3.org/2000/svg\"><path fill=\"white\" fill-rule=\"evenodd\" d=\"M74 50H76L77 51V49H74ZM83 50V49H82ZM82 50H78V51H82ZM88 51H91V50H89V49H87ZM95 50H97L98 52L100 51L99 49H94V50H92L93 52L95 51ZM107 50V49H106ZM114 49H112V52H114V51H117V50H114ZM48 51H50V50H48ZM52 51V50H51ZM50 51V52H51ZM60 51H66V50H60ZM85 51H86V49H85ZM119 51H121V50H119ZM124 52H125V50H123ZM129 52V50H126V52ZM136 51V50H135ZM138 51H140V50H138ZM142 52H144V50H141ZM148 52L149 51H151V50H147ZM146 51V52H147ZM153 51V50H152ZM53 52H55V51H53ZM96 52V51H95ZM101 52H107V51H105V49H102V51ZM109 52H111V51H109ZM131 52H132V50H131ZM94 57L95 56H93V59H91L90 58V60L92 61H90L89 59H88V63H87V61L85 62V61H83V62H85V63H87L88 65L89 64H91L92 65V63H93V65H94V62H97L96 61V59L98 58V57H96L95 58V60H94ZM107 58V57H106ZM125 58H127V57H125ZM124 58V59H125ZM116 58H114V60L111 58V61L113 60V62H116L117 60H115ZM118 59V58H117ZM123 59V60H124ZM128 59L131 61V59L128 57L127 59H126V61H128ZM93 60H94V62H93ZM108 60H109V58H108ZM73 61H76V63L78 62V60L77 59H75V60H73ZM89 61H90V63H89ZM111 61H108V63H109V65H108V67L111 65ZM118 61H119V59H118ZM116 62L117 64L118 63H124L125 62V60H124V62L123 61H119V62ZM80 63V62H79ZM107 63V64H108ZM116 63H114L115 65H113V63H112V67H109L110 69H113V68H115V69H113V71L116 73V75L121 71H119L118 70V68L116 69V67H117V64ZM74 64V63H73ZM81 64H84V63H80L79 65H81ZM122 64H121V66L119 65L118 67L119 68H121L122 67ZM125 64V63H124ZM78 65V64H77ZM78 65V66H79ZM85 65V67H88V65L86 66V64H84ZM90 65V66H91ZM92 65V66H93ZM96 65V64H95ZM94 65V67H96ZM35 66V65H34ZM83 65H81V68H83L84 69V66L82 67ZM89 66V68H91ZM105 66V65H104ZM103 66V67H104ZM107 66V65H106ZM114 66V67H113ZM116 66V67H115ZM36 67H37V65H36ZM77 67V66H76ZM80 67V66H79ZM98 67V66H97ZM102 67V70L104 69ZM106 68L105 70L107 71V69H109V68ZM159 67V68H158ZM165 67V66H164ZM163 67V65H162V68H164ZM93 68V67H92ZM157 68H158V71H159V73H158V71H156L155 72V70H157ZM87 69V68H86ZM108 70V72L109 71H112V70ZM165 69V68H164ZM80 70V69H79ZM88 70V69H87ZM87 70H85L84 72H86ZM90 70V69H89ZM88 70V73L89 74H91L90 72H92V70H90L89 71ZM95 70V69H94ZM154 70V73H153V70H151V71H149V72H151V74L153 75V74H155V73H158V74H155V76L157 75H159L160 73H163V74H165L166 72H165V70H163V69H161V67H160V65L158 64V66H156V69ZM162 70V72H160ZM101 71V70H100ZM104 71V70H103ZM102 71V73H104ZM116 71H118V73L116 72ZM147 71V72H148ZM78 72V71H77ZM77 72H69V73H77ZM81 72V71H80ZM95 71H93V73H94ZM107 72V73H108ZM114 72H109L108 74H110V75H108L107 73H105L104 75H107V76H109V77H107V76H101L102 78H106V79H108V82H111V83H109V86H111L110 87V89H111V92H109V90L107 91V90H105V89H109V87H107L108 85H105L106 87H104V90L105 91H107L106 93H107V95H109L110 96V98L111 97H113V94H114V96L116 95V93L118 94V92H119V90L118 89H116L117 90V92L115 93H113L112 92V85H113V87H114V89L115 88H117L118 86H117V84H119V83H117L116 84V86L114 85L116 82L115 81H113L112 80V78H114V76L112 75V73H114ZM125 72V71H124ZM128 72V74H130L129 72L130 71H126V73ZM146 72V73H147ZM148 72V73H149ZM97 73V72H96ZM101 73V74H102ZM122 73V72H121ZM143 73H145V72H143ZM147 73V74H148ZM79 74V73H78ZM80 74H82V73H80ZM87 74V73H86ZM98 74V73H97ZM103 75V74H102ZM111 75H112V77H111ZM119 75H122V74H118V76ZM148 75H150V73L148 74ZM152 75H150V76H152ZM156 76V77H157ZM153 76H152V78H150L151 80H152V82H151V80L149 81H147L146 83L147 84H143L142 82V84L145 86H143V88H145V89H148L147 91L149 92L147 95H149V94H152V95H154V97H156L157 95L159 96V94L160 93H158V92H160L159 91V89H161V86H162V83L161 82H159V81H157V80H153ZM109 79H111V80H109ZM104 80V84H105V79H103ZM155 81V82H154ZM103 82V81H102ZM154 82V83H153ZM157 82H159V83H157ZM2 83H5L4 82V80L2 81ZM20 83V82H19ZM78 84H79V82H77ZM77 83H75V85L77 84ZM86 83H88V82H86ZM86 83H85V85H86ZM107 83V82H106ZM114 83V84H113ZM138 82H136V84H137ZM140 83V84H141ZM151 84V86H150V84ZM157 83V85H155ZM161 83V84H160ZM20 84H22V82L20 83ZM27 83H26V81L23 83V85L25 86ZM29 84V83H28ZM72 84V83H71ZM77 84V85H78ZM82 84H84V83H82ZM81 83L78 85L79 86V88L81 87V85H82ZM91 84V83H90ZM93 84V86H94V83H92ZM92 84L89 86V88H88V86L86 87L87 89H90V87L92 86ZM110 84H112V85H110ZM120 84H123V83H120ZM120 84H119V86H120ZM149 84V85H148ZM3 85L4 84H2V87H3ZM125 85V84H124ZM123 85V86H124ZM138 86H139V83L137 84ZM136 85V86H137ZM72 86V85H71ZM96 86V85H95ZM94 86V87H95ZM122 85H121V88L123 87ZM160 86V87H159ZM26 87H27V89L29 90V88H28V86L26 85ZM25 87V88H26ZM73 87V86H72ZM141 87H142V85H141ZM147 87V88H146ZM150 89H149V88ZM157 87H158V89H157ZM69 88H71V87H69ZM79 88H75V89H77V90H79ZM82 88V87H81ZM120 88V87H119ZM21 89H23L24 90V88H22L21 87ZM20 88H18V90L16 91V93H18V92H20L19 90H21ZM74 89V90H75ZM103 89V88H102ZM138 89H141L140 87H138ZM151 89H152V92H151ZM71 91H73V89L71 88L70 89ZM91 90H93V88L91 89ZM104 90H102L103 92H105ZM143 90V89H142ZM158 90V91H157ZM25 91H26V89H25ZM100 92V94L102 93L104 96H105V94L103 93V92ZM115 91V90H114ZM122 91V90H121ZM137 92H139L138 93V95H140V93L141 94H143L142 93V91H139V90H136ZM154 91V92H153ZM78 92V91H77ZM77 92H76V94H77ZM144 92H146L145 90H144ZM156 92V93H155ZM71 93V97H72V92H70ZM75 93V92H74ZM73 93V94H74ZM95 93V92H94ZM93 93V94H94ZM98 93V92H97ZM97 93H95L96 95H97ZM113 93V94H112ZM133 93V92H132ZM153 93H155V94H153ZM182 93V94H181ZM179 92L178 94L176 93V94H170L169 93V95H168V92H164V94L163 93H161L160 95L161 96H159V97H156V98H158L159 100H157V99H155L153 96H151L150 95V97H151V100H152V97H153V99L154 100H152L151 101V103H150V105L152 104V107L150 106V105H145L146 106V109H147V107H149V111H148V113H149V118H148V116H145V115H147V113H145V112H143V113H145L143 116H145V118H146V120L147 119H149V120H147V121H149L148 122V124H150V122H152V123H156L155 125H158V128H162V129H164V130H162L161 129V131H163V133H165L166 135H167V133H169V131H170V133L172 132V131H174V130H177L180 126V128H182V129H178L179 130V132H178V130L176 131V133H175V136H177L178 135V137H176L177 139H179V144H178V142H177V140H176V138L175 137H173V135H172V138H174V140H172V141H170V136L169 135H167V136H165V137H163L162 135H164L163 133L161 134V131H160V129H158L159 131H160V133H159V131L157 130V128H155L156 126L155 125H151L152 127H154L155 128V132L157 133V136H160L159 134H161V138H159L158 137V139H160L161 140V142H159V141H157V139H156V144L157 143H160L161 144V146L158 144V145H156L155 144V142H153L155 139H154V137L152 138V134L153 133H151L150 134V132L152 131L151 130V128H150V126H148V129L146 128V124H147V121H146V126H140L141 128H140V130L143 128H145L144 130H145V132L146 131H149V132H146V133H148V134H146V136L148 137V135L150 136V138H152V139H154L152 142H151V140L152 139H150V142H151V145H152V147H150L149 145V143H147V147L144 145V139H145V144H146V142H148L147 141V139L149 138H143V135H145V132H143V133H139V128H138V131H137V133H136V131H134L135 130V128L136 127H132V125H131V127H132V129H128V131H131V130H133V132L136 134V136L137 137H141L142 138V141L143 142H141V139L139 138H137L140 142H138V140L136 139V143H140L139 145L138 144H136L134 141H132L133 142V144L135 143L136 145H133V144H131L129 147H125V145L124 144H128L129 142H131V139L132 138H130L129 140H127V139H125L127 136L126 135H124V134H122V133H120L119 131H117V130H120L119 129V124L117 125V124H114V123H116V121L113 123V121H114V119L113 118H111V117H114V115L116 116V113L117 114H119V112H116V110L117 111H120L119 110V108H122V107H126L127 108V110H129V106H130V108L131 107H134V108H138L137 110H135V112L136 111H138L139 112V110H142V109H139L140 108V106L141 107H143L144 106V104H146V102L144 103L143 102V100H142V97H140V98H138L137 97V99H138V103L139 102H141V103H139L140 104V106L138 107V106H136V102H137V99H134L135 100V103H130L129 101H128V103H127V99L126 100H124L123 99V97L122 98H118V96L120 97L121 95H122V92L121 93H119V94H121V95H118L117 96V98L118 99H123V100H118L117 98H112V99H114V100H117L116 101V103H114V105H113V101L111 102L110 101V104H112L111 105V109H108V108H110L109 106V101L108 100H110L109 99V96H105V97H107V98H105L103 95V97H101L100 95V99H101V101L102 100H107L108 102V108L106 107V105H105V107H106V109L105 110H107L108 111V114H110V118H109V120L111 119L112 120V122H111V124H110V122H108L109 120H108V117L106 116V117H101V118H104L103 120H101L100 118V123H98V121L96 120V119H98V117L97 118H95V120L93 121L92 120V118L94 119V117H92V118H89L90 120H92V123H94V124H92L91 123V121H90V123H89V119L87 118L88 116H99L98 114H93V112H92V114H90V112H87V114H86V116L84 115L85 113V111L83 112V110H84V105H82L83 107L81 108V106L79 107V105H77V104H75V103H73V104H75L74 106L76 107V109L78 108L80 111H82V113H83V115H81V116H85L86 118H87V125H88V123H89V125L88 126H90V124H91V127H92V125H95V122L97 121V123H96V128L98 129V125L99 124H102L103 122L102 121H105L106 120V118H107V120L108 121H105V123H109L110 125H108V127H106L107 126V124H105L106 126L105 127H101V128H103V130H102V133H100V136L99 137H101V134H105V138H104V135H102L103 137H101V138H104V141H107V138H106V136L108 135V136H111V133L112 134H114L111 130L114 128V126L115 125H117L118 127H116L115 126V128L117 129V130H115V128H114V130L117 132H115V134H114V136H116V134H117V141H121V142H125L123 145H121V143H117L116 142V144H115V142H114V145H116V146H114V149L115 150H117L118 151V148L119 147H123V148H125L124 149V152L122 151H120L121 153L120 154H118L119 155V157H122L121 156V154L122 153H126V156H124L125 154H122L123 155V161H121L122 160V158H119L118 156H115L116 154H117V151L115 152L114 150H112L111 149V147L113 146V144H112V146L110 147V144H111V142H109V141H107L108 142V144H109V146H107V147H109V148H107L106 147V143L104 142L103 143V147H102V145L100 144L99 145V143H98V141L99 140H97V143H96V141L95 140H92L93 138H89V136H88V132L86 133V131L88 130V128L84 125V124H86L85 122L83 123V121H86L85 119H83V121H82V119H80V118H82V117H78L79 118V120L81 121V125L82 126H85L86 128L84 129L83 128V130L81 131V128L82 127H80V130H79V133H80V131H81V134L82 133H84V131H85V134H87V136L86 135H84V136H86L87 137V139H85V140H83V137H81L80 138V136L81 135H74L73 137H72V134L71 135H69L68 134V132H67V134H68V138L69 139H71L72 141H77V142H79V143H76L77 144V148H75L76 147V144L74 143V145L75 146H73V147H71V145L73 144V142L71 143V144H69V141H66V140H62V141H64V143L65 142H67L69 145H67V143H65V147H67L66 149L68 150V152L66 151V153L65 154H67V153H69L70 151L72 152V153H75V152H77V149L79 148V151H78V153H79V155L80 154H82V151L80 152V149L81 148H83L82 146L84 145L83 144V141H86L87 142V144H88V146H90V148H91V152H90V154L93 152L92 150H94V151H96V148H98V152L100 153V150L101 149H103V150H101V153H102V155L101 156H103V157H101V159L103 158L104 160H100V158H99V156H98V158H99V160H100V162L101 161H103L100 165H103L104 166V164L106 163V164H108L107 165V167L109 166L110 168H108L109 170H112V173H111V171H110V174H111V179L113 180H111V182H110V184H112V182L114 183V184H112V185H108L107 183H109V182H107L108 180V178H110V177H108L110 174H106V173H108V172H104L103 171V169L105 168V167H103V169H101L102 168V166H99L100 167V169L104 172V174H105V176L107 175V177L105 178H102V181H103V179H105L106 181H104L102 184H100V182H102L100 179V177L98 178L97 177V179H95V175H97L98 174V169H96L97 170V174H95V175H93V177H94V180L93 181H91V179H89L91 182H89V180L87 179V180H85V179H83V178H87L88 177V175L89 174H87V171H85V170H88V172H89V170H90V168L88 169V168H84L83 169V166H86V165H83L82 167H80L79 168V170L78 171H82L81 172V174L83 173V170H84V173H86V175H87V177H84L83 176V178L81 179V183L83 182L84 183V181H87V182H85V183H87V184H84L83 186L85 187V185L86 186H89L88 187V189H86V187H85V189L84 188H82V186L81 187H79L80 189H78V187H73L74 185H72L71 186V184L69 183L68 185H70V187L68 188V190H69V192L67 191V190H64V191H67L69 194H72V189L74 188V190H76L77 189V191H75L74 193H76L77 194V197L76 198H78V199H76V202L74 203V204H72V206H76V205H78V208L79 207H81V209L79 208L78 210H77V206H76V208H72V206L70 205L71 204V202H74V201H72V198L73 197H71V202L69 203L68 201H70L69 200V197H68V194H67V198H66V194H65V192H63L62 190H63V188L61 187V189L62 190H59V189H56V187H55V190L53 189V188H51V186L49 187V188H51L50 189V191H52V190H54V191H58L59 190V192H57V193H54V194H56V195H54V196H57V194H58V200L60 199V200H64V201H66V204H65V202H57L58 203V205L60 206L61 205V207L62 206H71L69 209L67 208V207H63L64 209L65 208H67L66 209V213L65 212H63V210H62V208L60 209L59 208V206H58V208L63 212V213H61V214H59V215H61L62 216V218L61 217H58L60 220L62 219V221L61 222H63V224L65 223V224H67V225H69L71 222V220H72V218H74V220H78V218H79V222H84L85 220L87 221L88 220V218H91V217H89L88 215H90V214H93L92 216H95V215H98V216H96L97 218L95 219V221H97V219H98V217L100 218V216L99 215H102L101 217H102V219H98L99 221L100 220H102V221H104L105 219H106V221L108 222L109 221V219H111L110 218V215L107 213V211L108 212H110L111 210H112V212H114L115 210L114 209H116L117 211H115V213H117L118 215H121V214H123L124 215V213H126L125 215H127L126 217L125 216H121L119 219H117L118 217H117V215L115 214V213H112V214H114V217H113V219L115 220V221H118L119 222V220L120 221H123L124 219H125V221L126 222H150V221H158V222H160V223H165L164 225H168V227H174V225L178 228V226H179V229H180V227L182 226V223H183V225H190V227H192V229L189 227V226H186V227H188V228H190V229H188V231H190V234L192 235V236H194V235H196V231H198V233L197 234H203L202 236H208V239H211L210 241H212L213 242V244H212V242H211V247H210V250L208 251L209 253L211 252V254H212V252L214 251V248H216L215 250H217L216 252H217V255H215L216 254V252L214 251V253L215 254H212L213 255V257H214V259H212L213 257H211L212 255L211 254H209V258H208V260L210 259L211 260V263L208 261V263H210V264H213L214 262V264H218L219 262L221 263V261L223 262L222 264H240V262H241V260L243 261V262H241V264L242 263H244V264H255V262L257 261L256 260V257H258L259 256V250L257 249V248H255L256 247V243L258 244V248L262 251V249H261V247L263 248V250H264V243H263V241H264V228L262 229V227L261 228H259V225L260 224H262V225H264V215H262V214H264L263 213V211H264V204H261V202L262 203H264L263 201H264V194H263V196H262V193L264 192V174H261V172H262V170L264 169V146H262V144L264 145V128H262V127H264V106L262 107L261 105H264V104H256V105H258V106H260V108L261 109H259L258 108V106H256L255 105V107H257V108H255L257 111H255V109H253V108H251V110L252 111H254V113L253 112H250V109H248V107H247V109L246 110H248V112H247V114H246V111L245 112H243V114H241V113H238V112H241V110L240 109H243V110H245L244 108H246V106H244L243 104H238L240 107L241 106H244V108H238V106H237V104L235 105V106H233V108L235 109L234 111H237L236 112V114L234 115V114H232V115H230V117L232 116V118L234 117V119L236 120V121H238L239 119V117L240 118H243V119H240V120H242V121H240V122H243V123H245L247 120H248V118L245 116V114L248 116V117H250L249 118V120L246 122V124L248 123V125H249V122H251L252 121V123L254 124V122H257V123H259V122H261L260 124V128H262L261 130H259V132H258V130H256L255 128H253V127H250L251 129H248L247 127H246V131H243L244 129H242L240 132H242V133H244V134H242V133H238V135H239V137L241 138L240 140L241 141H239V144L241 145V143L243 144V146L241 145L240 147H239V144H236V145H238V146H235V144L234 145H232V147H231V145L230 146H228V147H230L231 149H233L234 150V152L233 153H235V152H238L237 154H241V156L243 157L242 159V161H239V159L241 160V157L239 156V155H235V154H232V158H231V156H227L226 158H228L227 160L226 159H224L223 160V158H224V155L226 154V155H230V152H232V150H230V148H229V150H230V152H229V150L227 149V152L225 153V151H226V149L225 148H228L227 147V144L226 145H223L224 143L223 142H221V141H219L220 143H222V146H220V144H219V142H218V144H217V148L216 149H218V151L216 150L215 151V154H214V156L213 157H215L216 159H217V157H219V156H222V159H217V160H212L211 158H213L212 156H211V158H207V155H206V147H204L205 146V143H206V141H205V139H206V131H204L203 132V130H205V128H203V130H202V128H201V124L200 123H203V122H206L207 120H211L213 117L215 118V119H217V118H219V114H221L222 112H224V111H222L223 109L224 110H226L227 109V105H225V104H215V105H210L209 104V106H207L208 104H205L204 103V101H207V100H214V101H222V100H237V97H212V98H207V97H191V98H189V93H187V92ZM20 94H23V91H21V93ZM93 94H91V96H95V95H93ZM110 94H112V96L110 95ZM131 94V93H130ZM162 94H163V97H162ZM184 94V95H183ZM187 94V96H185ZM133 95H134V93H133ZM136 95V94H135ZM145 95V94H144ZM146 95V96H147ZM173 97H172V96ZM124 96V95H123ZM137 96V95H136ZM168 96V97H167ZM178 96V97H177ZM182 96V97H181ZM18 97H20L19 99H18V101H20V102H18V103H24V100L21 102V95H19V93H18ZM75 97H76V95H75ZM86 97V96H85ZM83 98V100L84 99H87V98ZM98 96H96V98H97ZM134 97V96H133ZM144 97V96H143ZM147 97H149V96H147ZM146 97V99L148 100V99H150V98H147ZM165 97H166V99H165ZM72 98H74V97H72ZM92 98H94V97H92ZM95 98V99H96ZM136 98V97H135ZM162 98H164V100H162ZM180 98V99H179ZM202 98V99H201ZM205 98H206V100H205ZM226 98V99H225ZM244 97H239L238 98V100L240 99H243ZM247 99H249V100H256V98H257V100H258V98H260V97H246ZM246 98H244V99H246ZM253 98V99H252ZM77 99L78 98H76V100L75 101H77ZM98 99H99V97H98ZM97 99V100H98ZM100 99L98 100V102H99V104H101L100 102ZM183 99V100H182ZM28 100H30V99H28ZM27 100V98H26V101H28ZM74 100V99H73ZM90 100H92V99H90L89 98V101ZM97 100H95V102H97ZM133 100V101H134ZM146 100V101H147ZM162 102H161V101ZM171 100V101H170ZM176 100V102L177 101H179L180 100V103H174V101ZM181 100L183 101V103L181 102ZM187 100V101H186ZM191 100H198V101H202V103L201 104H194V105H192L191 106ZM260 100H264V98L262 99H260ZM25 101V102H26ZM78 101L81 103V101H82V99H78ZM88 100H86V103L87 102H89ZM124 101V102H123ZM148 101H150V100H148ZM158 101H160V102H158ZM163 101H165V102H163ZM167 101H169V102H167ZM30 103H32L31 101H29ZM29 102H26V105L28 106V105H30V104H27V103H29ZM82 102H85V100L84 101H82ZM115 102V101H114ZM156 103L155 105H154V103ZM166 102H167V104H166ZM172 103V105H171V103ZM184 102H188V104H186V103H184ZM79 103V104H80ZM91 103V102H90ZM119 103H121V104H119L120 106H118V104ZM124 103V104H123ZM129 103H130V105H129ZM137 103V105H139ZM148 103V102H147ZM173 103H174V105L175 106H177V108H174L173 109V107H175V106H173ZM82 104H84V103H82ZM88 104V103H87ZM86 104V105H87ZM103 104V107H101L100 105L97 107V112L98 113H100V111H101V113L103 112L104 114H107V113H105V111H103L104 109H101V108H104V104H106V103H102ZM122 104L123 105H125V104H127V106L125 105V106H122ZM141 104H143V105H141ZM163 106H162V105ZM179 104H181V105H179ZM183 104V105H182ZM186 104V105H185ZM193 104V103H192ZM25 105V103L24 104H22V106H21V104L19 105L18 104V106H21V108L18 110V112H20V113H16L17 115L16 116H19V114H20V116L19 117H21L22 116V118H23V116H24V118H23V120H21V123H19V117H17V122L19 123V125L17 124V122H16V124L18 125V128L16 127V129H18V133H14L13 131V135L15 134L17 137H16V141H15V143H16V146L18 147V152L20 153V152H24V150H25V148H26V144L22 141L23 140V138H24V136L22 135V134H24V132L25 131H27V132H29V133H27V136H28V134H31L30 132L32 131L31 130V128H29L28 126V130L26 129L27 127L25 126L24 127V125H26V123L29 121V123H31L30 121L32 120V118H31V120L29 119L28 120V116L31 114V113H29V115L27 116V114L25 115L24 114V112H25V110H26V108L28 109L29 108V106L27 107L26 105ZM62 105V104H61ZM65 105V104H64ZM67 105V104H66ZM88 105H90V106H93V104H88ZM88 105L86 106L87 108H88ZM95 105H96V103H95ZM129 105V106H128ZM133 105V106H132ZM167 105V106H166ZM185 105V106H184ZM202 105V106H201ZM32 106V105H31ZM30 106V107H31ZM60 106V105H59ZM89 106V107H90ZM116 108H115V107ZM157 106V107H156ZM159 106V107H158ZM165 106H166V108L168 109L169 107H171V108H169L168 110L166 109V110H162L163 108H165ZM181 106H182V108H181ZM184 106V107H183ZM188 106V107H187ZM189 106H191L192 108H190ZM216 106V107H215ZM66 107V106H65ZM95 107V106H94ZM101 107V108H100ZM119 107V108H118ZM153 107H156L157 109L159 108L160 110H161V112L159 113V116H161V117H157V113L155 112L156 111V109H155V111H154V109H153ZM187 107V108H186ZM206 107V108H205ZM208 107V108H207ZM224 107H226V109L224 108ZM68 110H69V112H70V109L72 110V108L70 107V109H69V107H66ZM85 109L86 111H88V109ZM91 108V107H90ZM113 108V109H112ZM114 108H115V110H114ZM118 108V109H117ZM124 108L123 109H121L122 111L124 110ZM125 108V109H126ZM186 108V109H185ZM196 108V109H195ZM200 108V109H199ZM222 108V109H221ZM236 108H237V110H236ZM18 109V108H17ZM62 110H64V106H63V108H61ZM67 109L65 110V112L67 111ZM73 109H75L74 107H73ZM77 109V110H78ZM95 109V108H94ZM98 109H100V111L98 110ZM145 108L143 107V110H144ZM159 109L157 110V111H159ZM170 109H172V110H170ZM178 109V110H177ZM184 109V110H183ZM190 109V110H189ZM32 110V109H31ZM31 110H29V112L31 111ZM112 111V113H113V111H114V113H113V115H112V113H110L111 111ZM148 110V109H147ZM170 110V111H169ZM175 110L176 111H178V112H176V113H174L175 112ZM217 110H220L221 112H218ZM238 110H240V111H238ZM259 110H261V111H259ZM22 111H24V112H22ZM28 111V110H27ZM94 111V110H93ZM96 111V110H95ZM95 111H94V113H95ZM110 111V112H109ZM126 110H124V112H125ZM145 111V110H144ZM152 111V112H151ZM165 111H169V112H165ZM206 111V112H205ZM123 112V113H124ZM127 112V111H126ZM147 112V111H146ZM150 112H151V114L153 113V112H155L156 114H154V116H152V117H155V118H152L151 116H150ZM162 112L164 113L163 114V117H162ZM171 112H173L174 114H172L174 117H173V119H171V116L172 115H168L169 116V119L166 117L167 116V114H171ZM200 112V113H199ZM250 112V113H249ZM122 113V117H124V119H125V114H123ZM141 113H142V111H140L138 114H139V116H142L141 115ZM142 113V114H143ZM166 113V114H165ZM183 113V114H182ZM185 113V114H184ZM188 113V114H187ZM205 113V114H204ZM253 113V114H252ZM262 113V114H261ZM107 114V115H108ZM161 114V115H160ZM177 114H179V115H177ZM192 114V115H191ZM196 114V115H195ZM241 114V115H240ZM256 114V115H255ZM120 115H121V113H120ZM120 115H119V117H120ZM127 115V114H126ZM165 115V116H164ZM183 117H182V116ZM188 115H189V117H188ZM195 115V116H194ZM199 115H202V116H199ZM210 116V115H212V117H208V116ZM217 115V116H216ZM245 116V118H246V121H244V116ZM250 115V116H249ZM26 116V117H25ZM32 116V115H31ZM101 116V115H100ZM99 116V117H100ZM109 116V115H108ZM176 116H178V117H176ZM187 116V117H186ZM222 116V115H221ZM236 116H238V118H236ZM242 116V117H241ZM251 116H254V117H251ZM255 116L256 117H258V119L256 118L255 119ZM261 116V117H260ZM84 117V118H85ZM182 117V118H181ZM184 117H186V118H184ZM197 117V118H196ZM199 117V118H198ZM230 117H229V121H232V118H231V120H230ZM116 119L115 120H117V119H119V118H117V116L115 117ZM141 118V117H140ZM144 118V119H145ZM157 118V120L159 121V120H162V123H163V125H164V120H165V124L167 125V123H168V121H169V123H170V125H169V123H168V127H169V130L167 129L168 127H166V125L165 126H159V124H161V123H158V121L156 122V121H153V119L155 120ZM168 120V121H166V119ZM176 118H177V120H176ZM207 118V119H206ZM76 119V118H75ZM144 119L142 120V122H144ZM180 119H181V121H180ZM189 119V120H188ZM190 119H191V121H190ZM200 119H201V121H200ZM251 119V120H250ZM253 119H255V121L253 120ZM79 120L78 119H76L75 121H78L79 122ZM122 120V119H121ZM186 120H188L187 122H185ZM196 120L198 121V122H196ZM203 120V121H202ZM73 121H74V119H73ZM123 121V120H122ZM129 121V123H127L126 125H127V127H128V125H130L132 122H130L131 120L128 118V120H126V122H128ZM171 121H172V124H174V126L176 127V129H175V127L171 124ZM194 121H195V123H194ZM234 121V120H233ZM102 122V123H101ZM124 122V121H123ZM161 122V121H160ZM173 122H175V123H173ZM181 122V123H180ZM185 122V123H184ZM191 122V123H190ZM200 122V123H199ZM24 125H23V124ZM28 123V124H29ZM74 123V125H76L75 124V122H73ZM151 123V124H152ZM187 123V124H186ZM251 123V124H252ZM143 124V125H144ZM181 124V125H180ZM183 124V125H182ZM194 126H193V125ZM199 125L200 124V127H197L196 125ZM250 124V125H251ZM263 124V125H262ZM23 125V127H24V129H25V131H24V129H22L23 127H21ZM73 125V126H74ZM103 125V124H102ZM125 125V126H126ZM162 125V124H161ZM188 125V126H187ZM29 126H30V124H29ZM57 126V128L60 126H58V124L56 125ZM56 126L54 127L55 128V131H56ZM80 125H77L76 127H79ZM95 126H93V127H95ZM101 126V125H100ZM170 126H172V127H170ZM179 126V127H178ZM191 127L192 129H194V130H192V129H187L186 127ZM252 126V125H251ZM31 127V126H30ZM63 127V126H62ZM65 127V126H64ZM110 127H111V129H110ZM130 127V126H129ZM139 127V126H138ZM9 128V127H8ZM8 128H6L7 129V131L8 130H13V129H8ZM75 127H73V129H74ZM100 127H99V129H101ZM106 128V129H105ZM134 128V129H133ZM165 128L168 130V131H166L165 130ZM186 128V129H185ZM196 128V129H195ZM201 128V129H200ZM253 128V129H252ZM4 129V128H3ZM60 129H62L61 127L60 128H58V130L60 131ZM64 129V128H63ZM68 129V125H67V128L65 129V131H68L67 130ZM69 129H72V126H71V128L69 127ZM75 129H79V128H75ZM98 129V130H99ZM171 129H173V130H171ZM200 129V130H199ZM248 129V130H247ZM255 129V130H254ZM53 130V129H52ZM89 130H91V128L89 129ZM94 130V132H95V128L93 129ZM98 130H97V132H95L96 134V136L98 135L97 133H99L98 132ZM104 130H109L108 132H110V133H108L107 132V135H106V131H104ZM137 130V129H136ZM151 130V131H150ZM158 132H157V131ZM180 130H182V131H180ZM184 130H186V132H187V134H185L186 132L184 131ZM188 130V131H187ZM252 130H254V132H256V134L257 135H255V133H253L252 132ZM22 131H24L23 133H22ZM54 131V132H55ZM59 131H56V132H58L59 133ZM62 131V130H61ZM77 131V130H76ZM92 131V130H91ZM90 131V132H91ZM103 131H104V133H103ZM121 131H122V129H121ZM143 131V130H142ZM154 131H152V132H154ZM165 131V132H164ZM192 131V132H191ZM196 133H195V132ZM249 131H250V133H249ZM9 132V131H8ZM16 132H17V130H16ZM71 133H74L75 132V130H74V132L73 131H70ZM101 132V131H100ZM167 132V133H166ZM182 132H183V134H182ZM201 134H200V133ZM263 132V133H262ZM8 134V135H11V136H13L12 134ZM33 133V132H32ZM57 133V134H58ZM61 133H64V130H63V132H61ZM76 133V132H75ZM79 133H76V134H79ZM118 133H119V135H118ZM159 133V134H158ZM169 133V134H170ZM179 133V134H178ZM189 133H191V135H190V137L192 138H189ZM193 133V134H192ZM198 133V134H197ZM229 134V135H231L232 136V133L231 132H225V134ZM6 134H7V132H6ZM26 134V133H25ZM54 134V133H53ZM140 134H142V135H140ZM177 134V135H176ZM181 134H182V136H184V137H186V138H184L183 139V137H181ZM194 134L197 136V138H194V137H196V136H194ZM203 134V135H202ZM247 136H246V135ZM262 136H261V135ZM63 135V134H62ZM83 135V134H82ZM121 135V136H120ZM171 135V134H170ZM186 135H188V136H186ZM199 135H201V137L199 136ZM243 135H244V137H243ZM251 135V136H250ZM253 135V136H252ZM33 136V134L31 135V137ZM64 136H66L67 137V135H66V133H65V135ZM93 137H94V135H92ZM126 136V137H125ZM155 137H156V135H154ZM192 136H194V137H192ZM200 137V139H199V137ZM204 136V137H203ZM256 137V136H258V137H256V138H252V137ZM30 137V138H31ZM54 137H55V135H54ZM53 137V138H54ZM59 137H62V136H60V134L58 135V138ZM116 137L114 138V137H111V140L113 139V141H114V139H115V141H116ZM163 137V138H162ZM167 137V138H166ZM170 137V138H169ZM190 139H188V138ZM27 138H29V137H27ZM33 138V140L32 139H29V140H31L32 142H34V137H32ZM68 138H67V140H68ZM78 138V139H77ZM166 140H165V139ZM171 138V139H172ZM182 140H181V139ZM201 138H202V140H201ZM10 139L13 141V139H15V137L12 139L11 137H10ZM26 139V138H25ZM61 138H59L57 141L55 140V142L54 143H58V142H60L61 143V140H60ZM62 139H65V138H63L62 137ZM77 139V140H76ZM95 139V138H94ZM123 139V140H122ZM163 139V140H162ZM168 139V140H167ZM245 139V140H244ZM250 139V140H254V143H255V140H256V143L254 144V146L256 147V149L254 150V148H253V150L254 151H251L250 149L248 150V148H246V144L245 143H247V142H249L248 140ZM258 139H260L261 141H259ZM41 140V139H40ZM54 140H52V141H54ZM60 140V141H59ZM128 141V143H127V141ZM134 140V139H133ZM149 140V139H148ZM189 140V141H188ZM51 141V142H52ZM82 143H81V142ZM165 141V142H164ZM180 141H182V143H180ZM184 141H186V145H188V148L190 149H187V147L185 146V143H183ZM189 143H188V142ZM205 141V142H204ZM243 141L245 142V143H243ZM247 141V142H246ZM259 141V142H258ZM27 142H28V139H27ZM85 142V143H86ZM100 143H102L103 141H99ZM170 143L172 146H171V148L172 147H174V148H172V149H169V150H171V152L169 151V150H167V148H168V146H169V148H170V145H166V143ZM177 143V145L175 144V143ZM199 142V143H198ZM261 142V143H260ZM13 143H14V141H13ZM23 143H24V146H25V148H24V146H23ZM37 144L39 143V141L38 142H36ZM44 143V142H43ZM54 143L52 142V144H53V146H54ZM58 143L59 145H61L62 144V146H61V148H62V150L65 152V148H63V144L64 143ZM142 143H143V145H142ZM163 143H164V146H163ZM195 143V144H194ZM55 145L56 146V148L59 146V145ZM87 144H85V145H87ZM98 144V145H97ZM106 144V145H105ZM130 144V143H129ZM155 146H157V148L156 147H154V145ZM191 144L192 145H194L193 147L191 146ZM197 144V145H196ZM203 144V145H202ZM30 145H32V143H30ZM44 146H45V144H43ZM46 145H47V142H46ZM119 145V146H118ZM133 145V146H132ZM202 146V149H198V148H201V146ZM245 145V146H244ZM256 145H258V147L256 146ZM33 146V145H32ZM31 146V147H32ZM36 145L34 144V147H35ZM39 145H37V147H38ZM48 146V145H47ZM46 146V147H47ZM127 146V145H126ZM134 146H136L137 148H133ZM140 146V147H139ZM159 146V147H158ZM165 146H167L166 147V151H169L170 153H174V155L172 156V154H169V152H167L169 155H168V157H166V154H165V156L162 154L163 153V151L161 152L160 150H159V148L162 150V148L164 147V149H165ZM175 146H180V148H182V149H180V148H178V147H175ZM224 146V147H223ZM226 146V147H225ZM236 147V149L237 150H235V148H233V147ZM29 147V146H28ZM27 147V148H28ZM30 147V148H31ZM81 147V148H80ZM116 147V148H115ZM118 147V148H117ZM150 147V148H149ZM185 147V148H184ZM223 147V149L221 150V148ZM30 148H28V149H30ZM33 148V147H32ZM31 148V149H32ZM54 149L53 151H56V152H58V151H60V150H57V149ZM61 148H59L58 147V149H61ZM123 148H121V150H123ZM130 148V149H129ZM155 148L156 149H158L159 151H156V155H152V154H154L153 153V151H155ZM178 148V149H177ZM191 148H192V151H191ZM194 148V149H193ZM219 148H220V150H221V152L222 151H224V152H220V150H219ZM238 148H240V151H243V152H241L240 153V151L238 150ZM242 148V149H241ZM12 149V148H11ZM14 149H16V148H14V146H13V150ZM30 149V150H31ZM35 149V148H34ZM42 149V148H41ZM40 149V151L39 152H41L42 150ZM46 149H48V148H46ZM50 149V148H49ZM48 149V150H49ZM84 149V148H83ZM109 149V150H108ZM133 149V150H132ZM137 149V150H136ZM143 149H145V150H143ZM146 149L148 150V152H146ZM150 149H151V151H150ZM152 149H154L153 151H152ZM17 150V149H16ZM15 150V151H16ZM50 150H52V149H50ZM50 150L48 151L49 153H51L50 152ZM75 150V151H74ZM106 150V151H105ZM110 150L111 151H113L112 153H110ZM120 150V149H119ZM131 150V151H130ZM141 150H143V151H141ZM173 150V151H172ZM184 150V151H183ZM186 150V151H185ZM195 150V151H194ZM38 151V150H37ZM44 151V150H43ZM52 151V155L53 156H51V154H50V156H51V158L52 159H54L55 158V152H53ZM104 153H103V152ZM135 151V152H134ZM140 151V152H139ZM178 151H180V153L178 152ZM190 151H191V153H193L195 156L194 157H196V158H194L192 155L193 154H191V157L193 158V159H191V157L189 158V156H190ZM197 151V153H195ZM203 151H205V152H203ZM249 151V152H248ZM256 151V152H255ZM14 152V151H13ZM13 152L11 151V153H9L8 152V154H11L12 156H13ZM34 152V151H33ZM62 151H60V156H59V154H58V160H60L59 161V163H57V161H56V163H57V165H56V168L55 169H57V167H58V169H59V167L61 166V163L60 162H62L63 163V156L62 155H65L64 153H61ZM86 152V151H85ZM131 152H132V154H131ZM159 152V153H158ZM164 152H165V150H164ZM182 152V153H181ZM202 152H203V154H202ZM228 152H229V154H228ZM251 152H252V154H251ZM26 153H28V154H30L29 153V151H27ZM37 153V152H36ZM42 153V152H41ZM41 153H39L38 155L40 156V154ZM89 153V152H88ZM87 153V154H88ZM94 153L95 152H93L91 155H94ZM109 153V154H108ZM115 154L114 155V157H113V155L112 154ZM119 153V152H118ZM139 153V154H138ZM145 153V154H144ZM152 153V154H151ZM166 153V152H165ZM175 153H176V155H175ZM189 153V154H188ZM200 153V154H199ZM204 153H205V155H204ZM216 153H220L221 155H219L218 156V154H216ZM249 153H250V157H249ZM255 153V154H254ZM7 154V155H8ZM21 154V153H20ZM32 154V153H31ZM46 155H47V153H45ZM77 154V153H76ZM86 154V153H85ZM104 154V155H103ZM106 154H108V155H106ZM127 154H129V155H127ZM133 154L135 155V157L133 156ZM143 156H142V155ZM159 154V155H158ZM178 154H181V155H179V156H177ZM247 154V155H246ZM259 154V155H258ZM27 154H25V156H26ZM34 155V154H33ZM33 155H30V156H33ZM71 154H69V156H70ZM75 155V154H74ZM74 155H73V157L72 158H74V159H76L78 156H76V158L74 157ZM83 155V154H82ZM89 155V154H88ZM98 154H97V152H96V156H97ZM100 155V154H99ZM106 155V156H105ZM140 155H141V158H140V160L138 161V159H139V157H140ZM148 155H152L151 157H149ZM188 155V156H187ZM236 156L235 157V159H234V156ZM243 155H245V156H243ZM257 155V158L255 157ZM9 156V155H8ZM29 155H27V157H28ZM35 156V155H34ZM42 156H44V155H42ZM81 156V155H80ZM86 157H88L87 155H85ZM108 156H110V157H108ZM130 156V157H129ZM138 157V159H137V157ZM147 156L149 157V159L151 160H149V159H147ZM157 156V157H156ZM163 158H162V157ZM170 156V157H169ZM172 156V157H171ZM237 156H239L238 158L239 159H237ZM37 157V156H36ZM36 157L34 158V159H30V160H34L33 162H34V169H32V170H35V169H37V168H40L39 166H41L39 163H40V161H38V160H40L39 158H38V160H35L36 159ZM46 157V156H45ZM83 157V159L82 160H80V162H78L79 161V159H78V161H76L75 160V162L74 163H76V165H73V166H76V167H78L77 166V163H79V164H81L82 162H84L85 160H86V158L84 157V156H82ZM105 157H107L109 160H111V159H115V160H111V161H106L107 160V158H105ZM116 157H118V159L116 158ZM126 157H127V159H126ZM134 157V159H132ZM155 157V158H154ZM175 157V158H174ZM181 157V158H180ZM248 158V160H247V158ZM252 157V158H251ZM11 159V156L10 157H7V159ZM31 158V157H30ZM44 158V157H43ZM48 158V157H47ZM50 158V157H49ZM56 158H57V156H56ZM56 158H55V160H56ZM68 158V157H67ZM84 158H85V160H84ZM111 158V159H110ZM131 160V161H129V159ZM157 158H158V160H157ZM164 159V160H161V159ZM166 158H170V159H166ZM207 158V159H206ZM9 159H8V161H9ZM21 159V161H23V160H25L26 158H24V157H21V158H19V160ZM41 159H42V157H41ZM52 159H49L50 161H52ZM88 159H92V157L90 158V157H88ZM94 159H96L97 161H98V159L95 157ZM155 159V161H153ZM211 159V160H210ZM214 159V158H213ZM232 159V160H231ZM244 159H245V161H244ZM256 159H258V160H256ZM263 159V160H262ZM12 160V159H11ZM10 160V161H11ZM14 161H16V163H14L13 161H11L12 162V164L14 163V165L16 164L17 165V158L16 159H13ZM18 160V161H19ZM90 160L88 161V160H86V161H88V162H90ZM95 160V161H96ZM116 160H118V161H116ZM124 160H127V161H124ZM134 160V161H133ZM136 160V161H135ZM144 160H146V162H142V161ZM148 160V161H147ZM157 160V161H156ZM161 160V161H160ZM45 161H48V159L47 160H45ZM49 161V162H50ZM72 161V160H71ZM82 161V162H81ZM93 161V160H92ZM97 161L96 162H90V164H92V165H94V166H92V165H90V164H88V165H90V166H92V168L93 167H95L96 168V166H95V164L97 163ZM106 161V162H105ZM257 163H256V162ZM27 162V161H26ZM31 162V161H30ZM33 162H31V163H33ZM44 161H42V163H43ZM54 160L52 161V163L51 164H54ZM66 162H68V160L67 161H65V164H66ZM73 162V161H72ZM19 163L20 164H22L20 161H19ZM24 163V162H23ZM30 163V164H31ZM47 163V162H46ZM93 163H95V164H93ZM99 163V162H98ZM97 163V164H98ZM26 164V163H25ZM28 164V163H27ZM27 164H26V166H27ZM48 164V163H47ZM85 164H87V163H85ZM96 164V165H97ZM112 164H113V166H112ZM121 164V166H123V165H125V168H124V166L121 168L120 167V170H121V172H120V170L118 169L119 168V166L118 165H120ZM127 164H128V166H127ZM131 164H133V167H132V170H131ZM143 164L145 165V164H147L148 166H143ZM259 164V165H258ZM22 165H24V164H22ZM32 165V164H31ZM31 165H29V167L31 166ZM44 165H45V162H44ZM48 165H50V164H48ZM59 165V166H58ZM63 165V164H62ZM69 164H67L66 166H68ZM88 165L86 166V167H88ZM99 165V164H98ZM129 165H131V166H129ZM137 167L136 169H135V166ZM142 165V166H141ZM262 165V166H261ZM33 166V165H32ZM32 166L30 167V168H32ZM89 166V167H90ZM115 166V167H114ZM260 166V167H259ZM17 168V169H15L16 171L17 170H19L20 168H21V165H17V166H14V168ZM28 166H27V168L28 169H30ZM45 167V166H44ZM50 167H55V166H51L50 165ZM61 167H63V166H61ZM128 167H130L129 169H127ZM141 167H145V168H142V169H139V168H141ZM257 167V168H256ZM22 168H24V167H22ZM47 168V167H46ZM69 168H70V166H68L67 167V169L69 170ZM72 168V167H71ZM70 168V170H72ZM112 168V169H111ZM259 168V169H258ZM28 169H26V170H28ZM41 169V168H40ZM47 169H49V170H51L50 168H47ZM62 169V168H61ZM64 169H65V167H64ZM66 169V170H67ZM76 169V168H75ZM81 169V170H80ZM127 169V171H125ZM261 169V170H260ZM11 170V169H10ZM23 170V169H22ZM44 170V169H43ZM46 170V169H45ZM60 170V169H59ZM67 170V171H68ZM70 170L68 171V172H70ZM74 170V169H73ZM92 170V169H91ZM108 170V171H109ZM123 170V171H122ZM128 170H130L131 172H133V173H129L128 172ZM142 170V171H141ZM260 170V171H259ZM29 171V170H28ZM47 171V170H46ZM100 171V170H99ZM134 171H136L135 173H134ZM140 171V172H139ZM39 172V171H38ZM38 172H35V175L37 176V173ZM43 171H40L39 173H41V174H44V173H42ZM45 172V171H44ZM53 172H56V170L54 171L53 170ZM68 172H65V174L64 173H62L61 172V176H64L65 178L67 177V175L66 174H68V177H70L69 176V173ZM128 172V173H127ZM22 173V175H23V173H24V171H22L21 172ZM26 173H27V171H26ZM30 173V172H29ZM31 173H34V172H31ZM58 173H60V172H58V170H57V174ZM73 173V172H72ZM72 173H70V174H72ZM76 173H78V172H76ZM83 173V174H84ZM95 173V172H94ZM258 173H260V174H258ZM263 173H264V170H263ZM16 174V173H15ZM19 174H20V171H19ZM40 174V179H41V175ZM46 175H47V172L45 173ZM48 174H52V173H48ZM56 174V173H55ZM62 174H64V175H62ZM74 174H75V172H74ZM93 174V173H92ZM103 173H102V175H101V177H103V175H104ZM25 175V174H24ZM31 175L32 174H30L29 176H30V178H28L27 179V177H26V179L25 180H29V179H31L32 177H31ZM34 175V174H33ZM32 175V176H33ZM39 175V174H38ZM46 175L45 176H43V178L45 177L46 178ZM60 175V174H59ZM73 175V174H72ZM90 175H91V171H90ZM100 175V173L97 175V176H99ZM125 176V178H123V176ZM17 176V175H16ZM25 176H27V175H25ZM24 176V177H25ZM35 176V177H36ZM51 176H53V174L51 175ZM51 176H47V179H51L50 181H52V183H53V181H55V177L53 178V177H51ZM57 178L59 177V176H57V175H55ZM60 176V178H61V181L58 179V181L60 182V184H61V182H63L62 180H64V179H62V178H64V177H61ZM77 176V175H76ZM17 177H19V178H21L20 176H17ZM34 177V176H33ZM80 177H82V176H80ZM79 177V178H80ZM37 178H39V177H37ZM73 178H74V176H73ZM75 178H77V177H75ZM79 178H78V182H79ZM89 178V177H88ZM91 178V177H90ZM260 179V180H258L259 182H261L260 184H257V179ZM24 179H23V181H24ZM33 179V178H32ZM32 179H31V182H32ZM70 179V178H69ZM99 179V180H98ZM261 179H263V180H261ZM17 180V179H16ZM15 180V181H16ZM20 179H18V182H19V184L22 186H24L25 184H24V182L21 184L20 182H22L21 180L19 181ZM66 180V179H65ZM70 180H72V179H70ZM77 180V179H76ZM96 180L98 181V183L96 182ZM110 180V179H109ZM127 180V181H126ZM128 180H130L131 181V183L128 181ZM14 181V182H15ZM33 181H36V180H33ZM43 181H45V183L43 182ZM49 181V180H48ZM49 181V182H50ZM257 181V182H256ZM17 182V183H18ZM28 182V181H27ZM37 182H38V180H37ZM36 182V183H37ZM57 182V181H56ZM66 182H67V180H66ZM71 182V181H70ZM74 182V181H73ZM96 182V184H99V185H97L95 188H97L96 190L97 191H99V193H101V194H99V196H100V198L101 197H103L104 196V198H105V202L102 200V205H100V202H98V201H100V200H97L99 197H98V195L97 194H94L93 192H94V190L93 189H95L94 187H91L94 183ZM117 182V186H116V188H115V183ZM127 182V183H126ZM258 182V183H259ZM36 183L35 184H32L33 186L34 185H36ZM39 184H40V181L38 182ZM38 183H37V185H38ZM42 183H44V184H46L47 183V181L44 179H42L41 180V184ZM51 182L49 183V184H47L46 186H48V185H50V184H52ZM65 183V182H64ZM74 183H77V182H74ZM73 183V184H74ZM82 183V184H83ZM89 183H91L92 185H90ZM106 183V184H105ZM121 183H124L125 185H123V184H121ZM150 183V184H149ZM9 186H11V180H10V182H9ZM16 184V183H15ZM18 184V186H20ZM54 184V186H57V184L59 185V183H53ZM78 184V183H77ZM105 184V185H104ZM128 184H132V185H128ZM29 185V184H28ZM31 185V184H30ZM36 185V187L34 186H32V188H36L37 189V193L39 192V189L41 188L42 189V186H44L43 184L42 185H40V188H39V186H37ZM63 185H65V184H61V186H63ZM67 185V186H68ZM80 184H78V186H79ZM95 185V184H94ZM106 185H107V187H106ZM127 185L129 186V187H127ZM150 185L152 186L153 185V189H155L154 188V186L156 187V189L155 190H157V192L156 191H154L153 192V189L150 187ZM260 185H263V187L262 186H260ZM20 186V187H21ZM22 186V187H23ZM77 186V185H76ZM101 186V187H100ZM102 186H103V188H102ZM112 186V187H111ZM141 188H140V187ZM16 188H17V186H15ZM20 187H18L19 189H20ZM25 187H27V184L25 185ZM39 189H38V188ZM52 187H53V185H52ZM58 187V186H57ZM73 187V188H72ZM90 187L92 188L91 190H89L90 189ZM110 187V188H109ZM114 187V188H113ZM121 187H125V188H121L122 190L120 191V188ZM135 187V188H134ZM139 187V188H138ZM161 187V188H160ZM259 187V188H258ZM260 187H262L261 189H260ZM9 188V187H8ZM44 188H45V186H44ZM58 188H60V185H59V187ZM81 188H82V190H81ZM105 188H107V189H105ZM133 188V189H132ZM146 188H148L147 190H144V189H146ZM25 188L23 187V188H21V191L20 190H18V192L16 191V189H15V191L17 192V194L18 193H20V194H22L24 191ZM30 189H31V187H29V189H28V191H30ZM35 189V190H36ZM41 189H40V193H41ZM66 189H67V187H66ZM99 189V190H98ZM142 193V194H144V195H138V194H141V193H139V191ZM150 189V190H149ZM161 189V190H160ZM163 189V190H162ZM10 190V189H9ZM13 190V189H12ZM44 190H46V188L44 189ZM48 190V189H47ZM46 190V191H47ZM84 190H85V193H86V195H84L83 196V194H84ZM93 190V191H92ZM95 190V191H96ZM103 190L105 191L106 190V192L109 190L110 191V193H106V192H103ZM111 190H112V192H111ZM124 190H125V192H124ZM126 190H127V192H126ZM131 190V191H130ZM132 190H134V191H132ZM259 190H261V192L259 191ZM20 191V192H19ZM27 191V189H26V191L24 192V193H26V194H29L30 195V193ZM33 191V190H32ZM49 191V192H50ZM71 191V192H70ZM88 191H92V192H88ZM100 191H102L103 193H105V195L104 194H102V192H100ZM108 191V192H109ZM113 191H115V192H113ZM119 191H120V194H117V193H119ZM138 191V192H137ZM146 191V192H145ZM147 191H151V196L149 197V195H150V193L148 192V194H147ZM162 191V192H161ZM36 192V191H35ZM45 191H43L42 190V193L43 194H47L46 192L44 193ZM77 192H79V193H77ZM81 192H83V193H81ZM117 192V193H116ZM129 192V193H128ZM135 193V195L134 194H132V193ZM8 193H9V191H8ZM39 193V194H40ZM52 193V192H51ZM96 193V192H95ZM112 193H113V195H121L122 193V195L119 197V196H109V197H107L109 194H111L112 195ZM137 193V194H136ZM145 193H146V195H145ZM154 193V194H153ZM261 193V194H260ZM9 194H12V191H11V193H9ZM20 194H18V196L20 195ZM31 194H33L32 192H31ZM39 194H36L35 195V193H34V195L35 196H37V195H39ZM50 194V193H49ZM65 194V195H64ZM80 194H81V196H80ZM90 195V196H88V195ZM93 196H92V195ZM107 194V195H106ZM127 194H128V196H127ZM15 195V194H14ZM25 195V194H24ZM23 194H22V196L21 197H24L25 199H26V195L24 196ZM48 195V194H47ZM53 195V194H52ZM63 195V196H62ZM73 195H75V194H73ZM95 195H97V196H95ZM103 195V196H102ZM125 195V196H124ZM132 195H134V197L132 196ZM261 195V196H260ZM7 196V195H6ZM18 196H14L15 198H19ZM33 196V195H32ZM40 196V195H39ZM38 196V197H39ZM43 197H44V195H42ZM61 198H60V197ZM70 196V195H69ZM76 196V195H75ZM80 196V197H79ZM86 196V197H85ZM91 196L93 197V198H91ZM130 196H132V197H130ZM143 196H145V197H143ZM257 196V197H256ZM10 197V196H9ZM14 197H11V198H13V199H15ZM30 197H31V195H30ZM34 197V196H33ZM49 198L51 197L50 195L48 196ZM87 197L90 199H88L90 202H88V200H86L87 199ZM96 197V198H95ZM98 197V198H97ZM114 199H113V198ZM126 197H128V198H126ZM261 199H259V198ZM75 198V197H74ZM74 198H73V200H74ZM81 198H83V199H81ZM84 198H85V200H84ZM110 198H112L111 200H113L112 201V203L113 204H115L116 206H118V207H127V208H123V210L122 209H120V211H121V213H120V211H119V209L118 208H116V207H114L113 206V209L112 208H110L111 207V205H112V203L109 201V199ZM134 198V199H133ZM140 199V202H139V199ZM144 198V199H143ZM145 198H146V200H145ZM150 200H149V199ZM256 198V199H255ZM10 199V198H9ZM17 199H15V201L17 200ZM21 198H19L18 199V201L17 202H19V201H22L23 200V198H22V200H20ZM37 199V198H36ZM47 199V198H46ZM55 199H57V197L55 198ZM55 199H53V202H54V200ZM95 199V200H94ZM101 199H103V198H101ZM107 199V200H106ZM128 199H131V200H128ZM132 199H133V201H132ZM137 199H138V202H137ZM141 199H143V200H141ZM147 199L150 201H148L147 202ZM262 199H263V201H262ZM7 200V199H6ZM39 200V199H38ZM57 200V201H58ZM257 200H258V202H257ZM11 202V201H14V200H7V202ZM14 201V202H15ZM26 201V200H25ZM31 201H32V199H31ZM39 201H41V199L39 200ZM134 201H136V202H134ZM6 202V203H7ZM8 202V205L10 204V207H11V203H9ZM13 202V204H15ZM32 202H34V201H32ZM49 202V201H48ZM52 202V203H53ZM78 202V203H77ZM80 202H82V203H80ZM88 203V204H86V203ZM93 202H95V204L94 205H92V203ZM97 202V203H96ZM109 202V203H108ZM130 202H132V203H130ZM141 202H144L145 204H148L149 206H144L145 204L144 203H142L141 204ZM152 202V203H151ZM6 203H3V204H6ZM20 203V202H19ZM22 203H26V202H23L22 201ZM38 203V202H37ZM46 204H47V202H45ZM55 203L56 202H54V205H55ZM60 203V204H59ZM62 203H64V204H62ZM67 203H69V204H67ZM85 203V204H84ZM99 203V204H98ZM107 203L108 204H110V207L107 205ZM130 203V204H129ZM136 203V204H135ZM28 204H30V201H29V203ZM32 204V203H31ZM38 204H40V203H38ZM50 204V203H49ZM76 204V205H75ZM80 204V205H79ZM84 204V205H83ZM90 204V205H89ZM107 206H106V205ZM128 205V206H126V205ZM138 204H139V206H138ZM140 204H141V206H140ZM153 204V205H152ZM257 206H256V205ZM258 204H259V206H258ZM7 205V204H6ZM7 205V206H8ZM20 205H21V203H20ZM25 205V204H24ZM35 205V204H34ZM33 205V206H34ZM86 205V207H87V205H89V206H91V208L92 209H90V207H87L86 208V211H85V208H83L84 206ZM95 205H97L98 206V208H96L97 206H95ZM130 205H132V206H130ZM135 205V206H134ZM153 206V209L152 208H150L151 206ZM260 205H262L263 206V211H260V210H262V207L260 206ZM23 206V205H22ZM27 206H29V205H27ZM37 206V205H36ZM53 206V205H52ZM95 206V207H94ZM100 206H103V207H105V208H107V211L105 210L104 211V209H103V207H100ZM130 206V207H129ZM155 206V207H154ZM156 206H157V208H156ZM5 207V206H4ZM13 207H14V209H16L17 207V211L16 210H11L10 211V213H12L13 214V216H11L10 214V217H14L15 216V218H17L16 217V215L18 216V209H20V212H21V209L23 210L24 208L23 207H20L18 204H16L15 206L13 205ZM146 207H149L150 208V210H152V211H147V209L148 208H146ZM258 207V208H257ZM6 208V207H5ZM73 209V212H71L72 211V209ZM100 208V209H99ZM130 208V209H129ZM144 208H145V210H144ZM156 208V209H155ZM256 208V209H255ZM11 209V208H10ZM10 209H8V207H7V209H5V210H7V211H9ZM71 209V210H70ZM84 209V210H83ZM91 211H90V210ZM94 209V210H93ZM125 209V210H124ZM156 210V212L155 211H153V210ZM3 210V209H2ZM28 210V209H27ZM31 210H32V208H31ZM75 210V211H74ZM80 210V211H79ZM82 210L84 211V213L82 212ZM88 210V211H87ZM98 210V211H97ZM14 211H16V213L14 212ZM24 211V210H23ZM26 211V210H25ZM65 211V210H64ZM77 211V212H76ZM79 211V212H78ZM93 211V212H92ZM122 211H126V212H122ZM159 211V212H158ZM257 211L258 212H260V213H262V214H260L259 213V215H257L256 213H257ZM3 212V213H2ZM1 212V210H0V218L3 220L2 222H0V226L1 225H5V226H8V224L9 223H11V222H5L6 220H5V217H6V215L4 214V211H2ZM29 212V210L27 211V212H24V213H28ZM30 212H32V211H30ZM29 212V213H30ZM67 212L70 214V213H72V215L70 214H67ZM91 212V213H90ZM119 212V213H118ZM127 212H129V213H127ZM6 214L8 213V212H5ZM76 213V214H75ZM78 213H80V217H81V215H82V217H84L87 213H89V214H87L86 216H85V218L83 219L82 217L80 218L79 217V214ZM97 213V214H96ZM105 213H107V214H105ZM23 212L22 213H20V215L22 216V218H23ZM78 214V215H77ZM95 214V215H94ZM110 214H111V212H110ZM28 215V214H27ZM75 215V216H74ZM76 215H77V217H76ZM255 215H257V216H255ZM21 216H19L20 218H21ZM74 216V217H73ZM87 216H88V218H87ZM18 217V218H19ZM25 217H26V215H25ZM67 218V219H64V218ZM70 218V220H69V218ZM104 217V218H103ZM109 217V218H108ZM257 217H258V219H257ZM259 217H261V218H259ZM19 218V219H20ZM30 218H31V216L28 218L29 220H30ZM87 218V219H86ZM9 219V218H8ZM12 218H10L9 220H11ZM28 219H24L23 218V220H24V223H25V221L27 222V223H30L29 221H27ZM65 220V222H64V220ZM123 219V220H122ZM5 220V221H4ZM13 220H14V218H13ZM76 220V221H77ZM82 220V221H81ZM92 220V219H91ZM256 220H258L257 222V224L255 223L256 222ZM261 220V221H260ZM12 221V220H11ZM15 221V220H14ZM17 222H19L18 220H16ZM15 221V222H16ZM31 221V220H30ZM67 221H69V222H67ZM73 221V220H72ZM88 221H90V220H88ZM262 221H263V223H262ZM20 222H22V221H20ZM101 222V221H100ZM105 222V221H104ZM27 223H25V226L26 227H28V229H29V226L27 225ZM69 223V224H68ZM86 223V222H85ZM17 224V223H16ZM19 224V223H18ZM15 225L14 224V222H12V228L13 227H16V229H18V230H20V227H22V225L23 224H21V225ZM10 225V224H9ZM163 225V226H164ZM178 225V226H177ZM161 227V229L162 228H165V226L164 227ZM256 226V227H255ZM9 227V226H8ZM11 227V226H10ZM264 227V226H263ZM2 228H3V226H2ZM5 228H7V227H5ZM4 228V229H5ZM195 228H197V229H195ZM246 228V229H245ZM256 228V229H255ZM8 229V228H7ZM11 229V228H10ZM9 229V230H10ZM16 229H14L15 231H16ZM23 229V228H22ZM22 229H21V231H22ZM26 229V231L23 229V233H24V231L25 232H27V236H29V234H30V232L29 231H27V228H25ZM195 229V230H194ZM200 229H204L203 230V232H201V233H199V230ZM257 229H259V231H257ZM1 230H3V229H1ZM9 230H7V231H9ZM13 230V231H14ZM164 229H162V231H161V234H162V236L164 235V232L165 231H163ZM262 230H263V232H262ZM202 231V230H201ZM0 232H2V231H0ZM10 232H12V230L10 231ZM10 232L7 234L8 236H11V238H10V240L12 241H10L11 242V244H12V249L13 250H18V248H15L16 247V244H18L19 242V240L18 239H16V240H18L17 242L18 243H14V238L12 237V236H14V235H11L10 234ZM193 232H194V235H193ZM205 232H206V234H205ZM258 232H261V233H259V235H258ZM3 233V236H4V233H6L5 231H3L2 232ZM14 233H16V232H14ZM13 233V234H14ZM17 233H18V231H17ZM16 233V234H17ZM21 233V232H20ZM255 233H257V235L255 234ZM19 234V233H18ZM17 234V235H18ZM263 234V236H261ZM7 235H5V237H8ZM21 235H23V234H21ZM1 236V235H0ZM27 236L25 235V238H27ZM204 236V237H205ZM213 236H214V238H213ZM2 237V236H1ZM4 237V238H5ZM15 237H17L16 235H15ZM20 237V236H19ZM23 237V236H22ZM257 237H259V239L257 238ZM260 237H262V239L260 238ZM3 238V237H2ZM24 238V237H23ZM213 238V239H212ZM1 239V238H0ZM8 239V238H7ZM20 239H21V237H20ZM207 239V238H206ZM258 239V241L259 242H261L260 243V245H259V243L256 241V243H255V240H257ZM5 240H6V238L4 239V241H2V242H0V244L1 243H3L2 244V246L3 247H0L1 248V251H2V254H4L3 253V251L4 250H6V251H9L8 252V254H7V252H6V254H7V256L9 255L10 256V259L12 260L13 258H11V256L12 255H14L15 253H13L12 251V249H11V244H9L10 246V249L11 250H9L7 247H6V245H4L6 242H5ZM215 240V241H214ZM263 240V241H262ZM1 241V240H0ZM7 241V240H6ZM8 241H9V239H8ZM189 241V243H194L195 245H199V242L198 241H196V240H193V239H190V240H188ZM9 243V242H8ZM7 243V244H8ZM262 243H263V245H262ZM208 244H210V242L208 243ZM215 247H214V246ZM7 248H5V247ZM19 246V245H18ZM17 246V247H18ZM2 248H4L3 250H2ZM15 248V249H14ZM255 249H257L258 251L256 252L255 251ZM11 251V252H10ZM5 252V251H4ZM15 252V251H14ZM256 252V253H255ZM9 253H13L12 255H10ZM263 253H264V251H263ZM6 254L2 257V259L3 258H7L6 257ZM18 254H19V252H18ZM18 254H16L15 256L16 257H14V258H19V257H17V256H20V255H18ZM255 254H258V256L257 255H255ZM0 255H1V253H0ZM261 255H262V252H261ZM261 255L259 256V258L261 257ZM216 256H218V257H216ZM222 256V257H221ZM239 256L240 257H242V259L240 258V260L238 259L239 258ZM244 256V257H243ZM256 256V257H255ZM21 257V256H20ZM246 257V258H245ZM216 258V259H215ZM219 258V259H218ZM222 258V259H221ZM243 258L245 259V260H243ZM259 258H257L258 260H259ZM261 258H264V257H261ZM0 259H1V257H0ZM5 259H4V261H5ZM20 259H22V258H20ZM237 259V260H236ZM8 258H7V262H8ZM23 260V259H22ZM221 260V261H220ZM256 260V261H255ZM263 260V259H262ZM1 261V260H0ZM10 261V260H9ZM13 261V262H12ZM11 262H9L8 264H13V263H15V264H17L18 263V260L16 259V261H15V259H13ZM15 261V262H14ZM260 261V260H259ZM264 261V260H263ZM6 262V263H7ZM21 262V261H20ZM213 262V263H212ZM219 263V264H220ZM259 263V262H258ZM20 264V263H19Z\"/></svg>",
    "mask_w": 264,
    "mask_h": 264
}]
</instances>
